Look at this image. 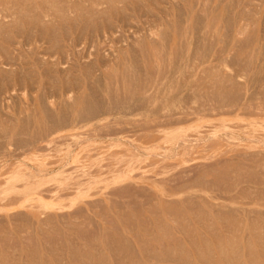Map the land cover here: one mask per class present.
<instances>
[{"label":"rangeland","instance_id":"1","mask_svg":"<svg viewBox=\"0 0 264 264\" xmlns=\"http://www.w3.org/2000/svg\"><path fill=\"white\" fill-rule=\"evenodd\" d=\"M13 1H15V0H13ZM50 1L53 2V0H50ZM50 1H48V0H40V1H38V0L37 1L36 0H34V1L33 0H26V1H24V0H21V1L20 0H17L16 1L17 3L16 2H13L12 3V0H0V10H5V11L7 10V11L12 12V13L14 12V13H16L14 15H16V17H19L20 18V19L18 18V21L19 20H21L23 22L25 21V23H23V22L20 23V21L19 22L17 21L18 24H21V25H19V26H21V28L18 30V27H19L18 24H16V25L14 24V25H11V26L9 25V24H11L9 22L12 21V18L9 17L11 19L8 18L9 20H5L2 24L4 25L5 23H7V24H5L4 29H5V27H6V29H9V30H6L5 29V30L7 32H9L8 33L9 35L10 34H12V35L9 36L7 33H5L6 31L4 32V29H1L2 31L0 30L1 31L0 32V49L2 50V51L0 50V69L2 70V69H5L6 68L5 70H2V72L0 71V85H1L0 86V108H1L0 111L2 110L0 112V125H1L0 132H5L4 134H8V135L11 133L9 136L12 137V138L14 137L15 139L18 140V138L21 137L20 135H18V134H21V133H18V132L21 131V128H22V130L25 128L24 125L22 127L20 124H24L25 123L26 124L25 126H29V123L30 124L32 123L34 126L30 125L31 126L30 129H29V127H26L29 131H31L30 133L28 131V134L27 133L26 134H23V133H25L24 132L25 129L23 130V132L21 131L22 132V134H21L22 136L23 135L24 136L27 135L26 137L22 138L23 140L25 138H27V137H29L28 140L30 139L31 136H34L35 137L36 132L34 133V129H35V131H37V130L40 131L39 129H42V127H43V129L41 130L43 132L41 134L42 137L45 135L44 133H46V136H44V137L45 138L46 137L49 138L50 136H47V130H48L49 125H50V124H48L49 120H51L53 117H55V115L58 118V115L60 113H62V112L63 113H66V111H67L66 109L67 108H68V112L70 111V113H72V115L77 114V110H80L81 111V108H82L81 105H83L82 104L83 103L82 102L83 101L82 98H85V97H86V99H90V97L91 98L93 97V99L95 98V96H93L95 94H93V95H90V94L93 92V89L94 88L96 89V87H94V88L92 87L93 85H95V83H94L95 81L93 82L94 84L91 83L92 82L91 80H93V79L95 80L96 79L95 78L96 76H97V81H96V85L95 86H98L96 90L100 92V94L98 93L100 95L99 99L101 98L100 100H103V97H105L104 95L107 92H109L110 89H111L110 92H112L113 90L115 91L116 87L119 86V85H121V84L118 85V82L119 83L122 82V85H121L122 87L119 86L120 89L118 90V88H119L118 87L116 89V91L117 90L120 91L121 88H122V93L121 92L118 93V91H117L116 94H115V92L114 93L112 92L114 95H117V93L119 95H117V96H113V95L110 96L111 97V101L109 100L110 98H108L109 96L107 95L108 97H105V99L106 98L108 99V101H107L108 103H109V101L111 102L110 105L108 103H106V100L107 99L104 100V101H102V103H105V104H103V106H102V103H100V102L99 103L101 104V106L99 105L98 101H100V100H98V97H96L94 100L93 99H90V101L92 100L91 102H93V104L96 103V105L97 104L99 105L97 107H98V109L100 111H101V108H102V111L103 110L106 111V108H108L106 106V104H108V106H111L108 109L109 110H113L112 111L113 112L112 115L111 114H110V116L109 115H107V116L105 115V116H103V119L101 117L100 119L95 120V121H92V122H90V123H88L86 125L85 124H81V125L77 126V128H69V127H67V129L65 128L63 130V132L62 131L60 132V134H67V137H69L68 138V141H67V137H66V139H63V142L60 140L61 141L60 143H58L59 141L57 143L56 142L55 143H52L51 144L52 146H50V148H49L50 150H46L48 148H42V146H44L46 144L45 141L42 142V141L38 140V142H37V139L39 137L40 132L38 133V137H36L37 138L36 141H35V138H34V141L31 140L32 141L31 142L32 144H29L30 140L29 141L28 140H24L26 142L28 141L27 142V145H33L34 148H33V146L32 147L29 146L30 148L28 146H26V142H24L23 140H22L23 145L20 144L21 143V141H19L20 139L18 140L19 143L17 141H15L16 144H18V146H16V147L19 148V147L22 146L21 147L22 150L17 149L16 147H14L15 146L14 143H13V145L12 144L9 145L8 143H12V141H10V140H15V139L13 138V139L6 140L5 137H7V136L5 135V137H3L4 134L2 136V133H1V135H0V142L1 143L4 142V143H2L3 145H0L1 146L0 149L4 150L3 152L6 151L5 149H7V151L8 150L9 151L11 150L10 152H13V154L12 153L10 154V152H7L6 151L7 154L9 153V155L6 157L5 155H3L4 153H2V154L0 153V156L2 155L4 157H6V158H4V157L2 158L1 157L2 159L0 158L1 159L0 160L1 162L0 163L2 164L4 162L3 163V166L0 168V196L1 197L3 196L2 198L0 197L1 198L0 199V216H1L0 219L3 216H6L7 217V219H6V217H3V219H2V220L5 221V223H4V221H3V223H0L1 226L3 224V228L0 226V228L2 229V231L0 230V237L2 235H4V233L8 234L5 237L2 236V239L0 238V264H4V263L6 264L7 262H8L7 264H9V260L7 259L8 258V255H10L9 257H11V256L13 257L15 255L17 256V253H18V256H17L18 258L17 257H14L15 260L17 258L16 261L13 258H11V259L14 260L15 263L13 262V260H11L9 258L12 261V262L10 261L11 262L10 264H12V263L16 264L17 262L18 263L20 262V264H24L25 261L27 262V264H37V261H40V263H42V264H45L46 261H48L47 262L48 264H52L50 262V261H52L55 264V262H57V260H59L60 258L62 259L61 256H63V257L65 256L66 259L64 258L65 259L64 260L65 262H62L63 260L61 261V259H60V261L62 263H59V264H65V263L66 264H72V263L73 264H79V262H77L79 260H77V259L80 258L81 255L92 254V255L96 256L97 253H99V252L102 251L101 250L102 248H103V252L107 255V256L105 255V257H106L105 260L106 261L108 259L110 260L109 261V264H114V262H116L117 264L120 263V261L118 260V259H120L119 256L118 257H115L114 256L115 258H117V259H115L116 261H114V259H113L114 257H112V255L110 257V252L106 248H104V244L102 243L103 240L100 237L101 235L99 236V233L102 234V235H104V230L102 228H100V226L101 227L104 226L103 228H105V232H106V230H107V232H109V230H110V233L113 234V235L118 234L117 232H119V233L121 232L120 235L123 233L122 236H126V234H128V231H132L136 235H140L141 238H144V243L147 242L146 249L147 248L148 249L151 248L152 251L150 249V254L147 253V252H144L142 254V256H144L143 259H141L142 256L139 254L138 260H140V262H141V260L144 261V263L141 262L143 264H146V263H149V264L150 263L151 264L152 263L159 264L160 262H161L160 264H172V263H174V261L173 262L171 261L172 263L166 262V258L164 259V261L163 260L162 261H158L157 260V262H156V260L154 258H152L153 257V253H155V254L158 253L160 255L163 254L164 256H166L167 251H169L171 254H174V255L176 253L177 258L189 257L192 263H195V264L196 263L197 264H199V263L200 264H203L204 263L205 264V261H204V259H203L202 256H205L206 252H208V250L206 251V249H209L210 248V252L213 253V256H214V254H217V255L219 254L218 253V247H217V238H215L216 236H214V235H216V233H215V231L212 233L213 230L211 231V229H210V226L212 224H214V223H212V221L213 222H216V224H218V225L220 224L219 226L216 225L217 227H214V228L217 229L218 231H221V232H219V234L221 236L223 234L225 235V238H223L225 240H223V241H225L224 243H226V246L229 245V242H231L230 240L232 238V241H233V239L235 240L236 246H239L238 248H241L240 246H242V248H241L242 249V252H243L244 249H246L243 252V254H244L243 258H244V260L242 258V262H243L242 264H249L250 262L252 264V260L254 258L257 259L259 256H261V257H259L258 260H260L261 263H262V261H264V250H263L264 249V246L262 247V245H260L261 244L260 242H262V241L264 242V236H262L260 234H262V232L264 231V212H263V210H264V205H263L264 204V199L262 198V197H264V190H263L264 189V181H261V183L262 182L263 183L260 186V184H261L260 183V180H262V178H264V173H262V171L264 172V168H263L264 167L263 166L264 163H262V166H260V167L263 168V170L260 172V170L262 168L260 169V167L258 166L259 165L258 163H260L262 160H260V162L259 161H257V162L254 161L253 162L252 160H250L251 158H249V156L251 157L252 154L253 155L254 154H257V153L259 154V152L262 153V154L264 153V151H263L264 150V147L260 145L261 144V141L264 142V109L261 110L263 113L260 111L262 114H260V112L258 111V110L264 108L263 107V105H264V102H263L264 101V0H128V1L127 0L126 1L124 0V3H122V0H120L121 2L119 0H116V1L115 0H112L113 3L111 2V0L110 1H108V0H97V2L98 1L100 3L102 2L101 3L102 5L104 3H105L104 5L107 4V7H105L106 9L104 8V5H103V7H101V8H104L105 11L107 10L106 12L104 11V13H106V15H104V13L101 14V12H100L101 10L103 11L104 9H100L99 8L100 6L94 5V3H96V0L93 1L94 3H91L92 2L91 0H89V1L88 0H81V1L80 0H63L64 2L61 0L62 2L60 4L57 2L59 0H56L55 1L56 3H54V5H51L52 8L49 7L50 6V4H49ZM82 1H84V2H82ZM28 2H30V4H28ZM33 2H35L36 4L38 3V7H36L37 5H35V3H33ZM47 2H49L48 3L49 6L47 5ZM86 2L88 3V5L86 4ZM130 2H131V5H130ZM142 2H143V4L141 6V3ZM8 3L11 4V5L10 6H7ZM14 3L16 5H14ZM18 3H19V5H18ZM62 3H63V6H62ZM121 3L123 5V7H122V5H120ZM57 4H58L59 7L57 6ZM67 4H68V8H70L69 11H68V8H67ZM115 5H117V6H115ZM126 5L127 6L130 5V6L127 7ZM136 5L138 7H136ZM27 6L29 8L31 7L29 11L27 10ZM64 6L66 8H63ZM85 6L87 7V9H86ZM90 6H91V10H94V11L100 10V11L97 12L98 14L96 13L97 14V17L100 14V18L101 19L99 18V21L97 20L98 18L96 17V14H95V17L96 18L94 17L93 18L94 20L91 19L90 14L92 15L93 12L91 10H89ZM96 6H98V7H96ZM111 6L112 7H116V8H111ZM13 7H16V8L14 9ZM19 7H20V11L21 12L19 11ZM21 7H23V8H21ZM24 7H26V8H24ZM35 7L37 9L38 8L39 9L37 10ZM53 7H57L58 9L60 7L63 8V9H61L62 10V12H61L62 15L59 12L60 9L58 10L56 8L57 9L56 10ZM94 7L99 8V9H96V8L94 9ZM49 8L51 9V11L53 10L51 12L53 14V17L57 15L56 19L54 18V20H55V26L58 29L55 27V30H53V31H57V34L55 32H53V35L55 33L58 37L55 38L56 35H54L53 36V39L50 40V42H49V40H46V41H48V43L45 42L46 44L45 43L42 44L43 45V47H42L43 49L42 48L39 49L40 52H39V50L33 51L34 49H29V48H33V47L26 45L27 47L25 46V48H28L30 50V51L28 50L29 52H31L32 54L34 52L33 56L30 53L27 54L28 51L26 49H25L26 51L25 50L23 51V53L25 52V55L23 53L20 56L18 55V53H12V55L11 54L10 55H6L4 53V50L3 49H5V48L8 49L9 46H10L9 49L11 48V44H10L11 42H9L8 38L6 39V37H12L13 39L16 38V40H18V39H20L19 36H18V35L21 34L20 31H22L23 34L24 33L26 34V32L27 33L32 32L29 29H31V28L35 29L36 24L35 23H32L29 20V18L27 16H25L28 13L27 14H24V13H26V12H29V13L30 12H33V11H31V9H34V11H40V9L41 10L42 9L50 10ZM73 8H76V9L78 8L80 10L77 9V12H76V10H73ZM107 8L108 9L111 8V10H108ZM12 9H14V10H12ZM64 9H67V10L64 11ZM85 9H86V11H85ZM124 9H126L127 11L124 10ZM130 9H132V10H130ZM22 10H24V12ZM70 10H71V13H70ZM83 10L85 11V15H83V13H84ZM121 10L123 11L124 14L127 13V14H125V18H124L123 13H121ZM66 11L68 13H70V15ZM131 11L132 12H135V13H132ZM72 12H73V16L71 15ZM79 12H80V14H79ZM86 12L87 13L92 12V13L86 14ZM129 12H131V13H129ZM20 13H21V15H19ZM65 13H67V14H65ZM112 13H114V17L117 20L114 19ZM197 13L200 14V15H202L203 19H202L201 16L199 17V15H197ZM132 14H134L135 16L134 15L132 16ZM151 14H152V16H151ZM192 14L194 15V17H193ZM195 14H196V16H195ZM63 15H65V16H63ZM67 15L68 16H71V18H69ZM103 15L106 16L107 18H105ZM119 15L122 16V17H120ZM127 15H128L129 18L126 17ZM203 15H206L207 16V19L206 20H204L205 16H203ZM78 16L81 17V18H77ZM190 16H191V19H189ZM210 16H211V19L208 18ZM92 17H93V15H92ZM103 17H104V19H103ZM157 17H159L160 19L157 18ZM195 17H197V19L201 20V22L197 21V19ZM63 18L66 19V20H63ZM120 18L123 19V20H121ZM126 18L129 20L128 23L131 21L129 24H131L132 26H130L129 24L126 23L127 22V19ZM60 19H62V20H60ZM70 19L71 20L73 19L72 22H71ZM106 19L109 21V22L107 21L108 23L106 22ZM132 19H133V21H132ZM208 19L209 20H212V21L209 22ZM90 20H92V21H90ZM124 20L126 22H123V23L122 22H119V21H124ZM87 21H88L89 24L86 23ZM111 21H113V24H112ZM195 21H197V22H195ZM114 22L115 23L116 22H119V24L116 23L117 24V27H116V24ZM132 22H133V24H132ZM30 23H32V25H30ZM57 23H60L62 25L57 24ZM72 23L73 24H76V25H73ZM98 23H100V25L101 24H103V25L100 26V25H98ZM124 23H126V24H124ZM71 24L74 27H72ZM84 24H87L88 26L87 25H86L87 27L86 26H83ZM111 24H112V28H115V29L117 28L118 29L120 27L121 28V29L119 28L120 31H119V29L118 30L117 29L115 30V29L109 28V27H111ZM24 25H26L27 27H24ZM29 25H30V27H29ZM33 25H35V26L32 27ZM59 25L61 27H64L66 29V31H68V32H65L66 35L68 33L70 35H67L66 36L65 33L62 32V30L64 31V28L59 27ZM119 25H121V26H119ZM105 26L108 28V30H106L107 28L105 29ZM138 26H140V27H138ZM231 26L233 28H231ZM11 27H13L12 28V31L10 29ZM100 27H102V31L103 32L101 30H99ZM178 27L181 30H179ZM225 27H227V28H225ZM103 28H104V30H103ZM206 28L209 29V30H207ZM52 29H54V27ZM72 29L76 33L75 32L73 33ZM82 29L83 30L85 29V31H83ZM91 29H92V31H91ZM190 29H191V31H190ZM227 29L228 30L230 29L229 30L230 32ZM245 29H247V30L245 31ZM76 30L78 31V33H77ZM80 30L83 31V32H79ZM93 31H94V35L91 36V33ZM100 31L102 33V36L99 33ZM71 32H72V35H71ZM161 32H163V33H161ZM179 32L182 33V34H180ZM205 32H206V34H205ZM219 32H221V34ZM237 32L239 33L238 35H237ZM244 32H246V33H244ZM154 33H155V35H154ZM58 34H60V35H58ZM79 34H80L81 37L79 36ZM96 34H99V36L97 35V37H96ZM160 34H161V37H160ZM185 34H186L187 37H185ZM75 35H76V37H75ZM85 35H87L88 39L85 38L86 37ZM103 35H104V37H103ZM164 35H166L165 36L166 40L164 39ZM14 36H16V37H14ZM83 36H85V37H83ZM224 36L226 38H224ZM62 37H64V38L62 39ZM79 37L81 38V40H80L81 42L80 41L78 42ZM105 37H107V38H105ZM215 37H217L218 40L215 39ZM76 38H78V39H76ZM100 38H103V39H100ZM219 38H220V40H219ZM55 39H57L58 42ZM58 39H60V40H58ZM72 39L74 40V42L72 41ZM92 39H93V41H92ZM94 39L97 40V43L99 45V46L97 45L96 50H95V46H96L97 43H95V44L93 43V42H95ZM243 39L246 40L245 43L248 42L247 40H249V43H246L247 44L246 45L243 42ZM33 40H34V38H32V41ZM88 40L91 42V44H94V45H91L90 44V46H89L88 43H90V42H88ZM100 40H102L101 42H103V43H100L102 46L99 44V41ZM142 40H146V41L142 42V43H145V45L143 44L144 46H141L142 43L140 44V42ZM154 40H155V42L157 44L155 42H153ZM183 40H185V41L182 42ZM65 41H66L67 44H69L67 41H69L70 43L77 44L76 45L77 48L74 49L75 52L74 53H71L72 55L70 54V52H66V51H64L61 48V46H64ZM6 43L8 44V46H7ZM57 43H58V47H57ZM55 44H56V47H57V54L55 52L56 49L53 48ZM52 45H53V47H52ZM185 45H186V47H185ZM4 46H5V48H4ZM47 46H48V48H47ZM84 46H86V47H84ZM140 46L142 47V49H140L141 48ZM163 46L166 49L163 48ZM132 47H134V48L136 47V48L135 49L134 48L132 49ZM143 47L145 49H147L146 52L144 51L145 49ZM187 47H188V49H187ZM138 48L140 50H142L143 52L142 51H139ZM50 49H52V50L48 53V51ZM77 49H79V50H77ZM97 49L99 50V52L97 51ZM131 50L132 51H136V52H134L135 54L132 55L131 52H130ZM159 50L161 51L160 54L162 53L161 56H159V54L157 53V52H159ZM187 50H188V52H185ZM52 51H53V53H52ZM62 52H64L65 54L62 53ZM77 52H79L80 55H78ZM139 52H140V54H138ZM136 53H137V56L139 55L138 58H136V56H135ZM141 53H143L144 55L141 54ZM145 53L147 54V56H146ZM187 53H188V55H187ZM4 54L7 57H5ZM73 54H75V55H73ZM36 55L37 56L40 55V56H38L39 58ZM131 55H132V57H131ZM175 55L176 56L180 55V57L182 58V60H179L181 58L180 57H176ZM24 56H28V57L27 58L26 57L23 58ZM173 56H175L176 58L173 57ZM8 57H10V61L12 63L9 62V59H6ZM71 57H73V58H71ZM144 57H146L145 60H144ZM147 57H148V60H147ZM18 58H19V61H22V62L17 61ZM4 59H6L5 62H4ZM22 59H26V60H22ZM35 59H36V61H35ZM38 59H40V60H38ZM41 59H44V60L41 61ZM127 59L128 60H131V62L130 63L127 62L128 61ZM135 59L136 60H140L141 63L139 61L137 62ZM13 60L15 62V65H14ZM24 61H27V62H24ZM2 62H3V64H2ZM42 62L43 63H46V64H43V66H42ZM173 62H176V63L172 64ZM248 62H249V64L247 65ZM5 63H10V64L8 65V64H5ZM20 63L23 64V65H21ZM25 63H26V65H25ZM49 63H50V65L53 68L49 65ZM115 63H117V64H115ZM125 63L129 65V68L128 69H130L131 67L132 68L134 67V69L132 70V72H131V70L129 72L126 71V68H127L128 65H126ZM139 63H140V66L139 67H141L142 65L145 66L144 68L146 69V71H144V73H143V71L140 70V69H143L144 70V68H139L137 66V65H139ZM241 63H243V64H241ZM33 64H34V67H33ZM55 64H56V66H55ZM244 64H246V65H244ZM57 65H58V68H57ZM116 65H117V67H116ZM163 65H164V67H163ZM7 66L10 67V70L11 71L12 70L14 71V68H15V71L16 72L14 71V73H16V74L13 75V71L12 72H9L10 70H9V68L7 69ZM24 66L26 68H24ZM118 66L121 67V68L119 69ZM154 67H155V71L156 72L157 71L159 72L161 69H164L165 72H164V70H161V71L164 72V75H166V73H167V75L166 76H163V75L161 76L160 75V72H159V74H158V72L156 73L154 71ZM186 67H187V69H186ZM45 68L47 69V72H46V69ZM115 68H117V70L119 69L118 72H117V70ZM156 68H159V70H157ZM166 68H168V69L166 70ZM21 69H22V71H21ZM196 69H197V71H196ZM201 69L202 70L204 69V72H202ZM49 70H51V71H49ZM124 70H125V73H122ZM179 70H180V73H178ZM3 71H5V72H3ZM114 71L116 72L115 74H113ZM139 71H141V74L142 75H139V73H140ZM133 72L138 73L137 74L138 77L135 78L136 73H133ZM145 72H146V75H145ZM154 72L156 73L157 76L154 75L155 74ZM4 73H5V75H3ZM117 73H118V75H116ZM8 74H10V75H8ZM111 74L114 75L113 77H114V80L116 79L115 81H113V79L111 78L112 77ZM122 74H123V77L128 74L124 78L127 79V77L129 76V81L131 79V82H132V80H133V82H136V83L133 84L134 85V88L130 89V87L132 85H131V83L129 81L127 83L123 79L124 80V82H123L122 78L119 76V75H122ZM132 74H133V76H130ZM134 74H135V76H134ZM150 74H152V76ZM161 74H163V73L161 72ZM143 75L145 76V81H146V82H144V84L145 83H148L147 85L145 84L146 86H148V87H146V91L144 89L145 85L143 84V82H142L143 86L141 84V81L144 80V78H143L144 76ZM148 75H150L151 77L149 76V78H148ZM98 76H99V78L101 77L100 80L98 79ZM116 76L117 77L119 76L121 79L119 77L117 78ZM158 76H159V78H158ZM160 76L162 78H164V79L163 80H162V78L160 79ZM133 77L135 79H137V80L135 81V79H132ZM214 77H216L217 80L216 79H213ZM219 77H220V79H219ZM52 78H53V80H52ZM109 78H110V81L108 80ZM153 78H155L157 81L155 79H154L155 80L154 81ZM238 78H239V80H238ZM81 79H82V81H81ZM117 79H119L118 82H116ZM149 79H150V81H149ZM159 79H160L161 82L164 81L166 83V86H165V83H163V82L161 84H158L157 85V83L160 82ZM210 79H211V81H210ZM196 80H197V83H196ZM207 80H208V83L210 85L207 83ZM213 80L214 81L216 80L218 84L216 82H214ZM87 81L90 83V85L88 84ZM100 81L103 82V85L104 86L101 87ZM105 81H106V83H105ZM139 81H140V83H139ZM221 81H223V83ZM137 82H138L139 85H137ZM227 82L230 83V84H226ZM231 82H232V84H231ZM75 83H76V85H75ZM115 83H117V86L116 85L115 86L112 85V84H115ZM124 83L127 85L126 87H125V84ZM149 83L151 85L153 83L154 85L151 86ZM84 84H86V85H84ZM106 84H108V87L106 86ZM109 84H111V86H112L111 88H110V85ZM197 84H198V86H197ZM202 84H204V85H202ZM83 86L86 88L85 90H84V87ZM90 86L93 89H91ZM160 86H161V88H160ZM212 86H213V89H215V91L212 89ZM67 87L69 88V90L66 89ZM75 87H77V88H75ZM127 87H129L130 92H129V89L128 90H125L126 92L124 91V89H127ZM138 87H141V88H138ZM152 87L155 88L156 90L155 89H152ZM88 88H90L92 90L91 93H90V90ZM103 88H104L105 94L104 95H101L102 92L104 93ZM107 88H108L109 91L106 90ZM112 88H114V89H112ZM133 89H135V90L133 91ZM136 89H138V90H136ZM192 89L193 90L195 89V90L192 92ZM225 89H226V92H225ZM79 90H81V91L79 92ZM141 90H143V91H141ZM154 90H155V92H154ZM218 90L220 92H218ZM97 91H95V92L97 93ZM131 91H133V92H131ZM137 91H138V93L140 95L139 97H137L138 96ZM95 92H93V93H95ZM135 92L137 94H135ZM141 92L144 95L147 94L148 92H150L148 94H151L152 93L151 95L153 97L152 96L149 97L148 95H145L144 96ZM223 92H224V94H223ZM82 93H84V94H82ZM109 93H107V94H109ZM130 93H133L134 94L132 96V98H131V95L132 94H130ZM155 93H157V94L154 95ZM81 94H82V96H81ZM123 94H124V97H122ZM125 94H127V97H126ZM78 95H80V96H78ZM39 96H41V97H39ZM68 96H71V99L72 100L69 99L68 102L64 101V100H68V99H66V98H68ZM101 96H103V97H101ZM118 96H119V98L117 99ZM201 96L203 98H200ZM77 97H81V98L80 99H77ZM115 97H116L117 100L120 101L121 107L119 106L120 103L118 101L114 100ZM121 97H122V99L123 98L125 99V100L123 99V102H121L122 99L120 100ZM148 97L149 98H153V99L152 100L149 99V100H147L148 101L147 102L146 101V98L148 99ZM214 97H216L217 99L214 98ZM41 98L44 99L45 101H43ZM63 98H65V99L62 100ZM129 98L132 99V100L129 101L130 100ZM126 99H127L128 103H126L127 102ZM95 100H96V102L94 103ZM72 101H73V103H72ZM112 101L114 103H112ZM45 102H48V103H45ZM258 102H260L261 105ZM122 103L126 104V105H124L125 108L122 105ZM248 103L250 105L252 104V106H250ZM43 104L46 105V108H48L47 110L44 109V105ZM247 104H248V106H250L255 111H251L252 109L251 108H248L247 107ZM256 104H258V106L260 105L262 108H260V106L259 107H256ZM61 105H63V107ZM114 105H116V106H114ZM236 105H237V107H236ZM137 106L139 107L138 109H137ZM229 106H231L233 109L227 108ZM234 106L236 108H234ZM61 107L63 108V111H61ZM115 107L121 108V109H116ZM213 107H215V109H213ZM245 107L248 108V109L246 110ZM55 108L57 110H60V111H55ZM72 108H73V111H75V112L72 111ZM218 108H220V109H218ZM221 108H224V110L221 109ZM226 108H227V110H226ZM114 109H116L118 111H116ZM211 109H213L215 112L214 111L211 112L212 111ZM48 111H51V112H48ZM45 112H46V116L44 114ZM58 112H59V114H58ZM49 113L50 114L52 113L53 115L52 114L51 115L53 117L50 116V115L47 116ZM37 114H39L38 118L36 117ZM67 114H69V113H67ZM28 115L29 116L32 115L33 119L35 118L34 119L35 124H34V122H29V119H31V117H29ZM70 115L71 114H69V116ZM170 116H172V117H170ZM10 117L11 118L13 117L14 118V121ZM47 117H48V120L46 119ZM49 117H50V119H49ZM56 117H55V119H57ZM177 117H180V118H177ZM106 118H107V120H106ZM10 119L12 120L11 121V125H10ZM20 119L22 121L25 120L26 122L25 121L22 122ZM114 119L117 120L118 122L117 121L116 122H113ZM32 120H30V121H32ZM36 120H37V122H36ZM38 120H39V122H38ZM5 121H9L8 122L9 127L7 126V124H6L7 122H5ZM111 121H112V123H111ZM177 121H178V123H177ZM14 122H15V124H14ZM49 123H51V121ZM146 123H148V124H146ZM175 123H177V124H175ZM5 124L7 126V129L9 128L8 130L11 131L10 133L8 132V130H7L8 133L5 131L6 130L5 129V127H6ZM17 124H19V125L17 126ZM42 124L44 126H46V127L42 126ZM105 124H107V125L109 124L108 127L111 126L110 129L107 128V127L105 128ZM110 124H112V125L115 124V125H113L114 128H112L113 126L110 125ZM35 126L38 127L37 130H36ZM115 126H116V128H115ZM14 127H16V129L20 128V130H18V132H16V129ZM32 127H33V129H32ZM180 128H182L184 131L186 130L185 133L187 135L191 136V138L190 137L189 138L193 140L192 142H195L194 151L204 152L206 150L205 148L209 149L210 147H213V148L209 149V152L210 153L211 152L217 153L216 154L217 157H215L212 160L214 162H217V161H221V160L226 159L225 161H227V162L222 161V162H220V164H216V166H213L214 168L217 169V170L216 169H214V170L215 171H218V172H211L213 169H210L209 172H207V175L205 174L206 172H204L203 175L201 173V175H202L201 177L202 178H204V175L206 177V178H204L205 180L202 179V178H201L202 180H200L201 183L203 181L202 186H199V185H201L199 183L198 184L199 187H198L197 184L195 183L194 179H193V182L189 186L190 188L188 187L183 192H178L177 194H171V195L168 194V197H166L167 200H169V201H171V200L181 201V200H183L184 198H186L188 196L189 197L193 196V199H196L197 198V200L195 201L196 202L195 203L196 210H193V211L191 210L190 211L188 209L181 208L180 209L181 210V212H180L181 214L179 216L178 213H179L180 210H177L175 212L174 211L171 212L169 209H167V204L166 203H161L163 205V207H164L163 210L162 209H157L158 207H157L156 204L157 203L159 204V201L158 200H153L154 202H152V200H151L150 203L148 201H147L148 203H145L146 202L145 201L146 198L144 199L145 202L143 201V199H140L144 203V205H143L144 208L138 206L139 208L136 207L135 210H133L134 208L130 209L131 207H128L129 208L128 209L126 206H124L125 205L124 204L125 203L124 201L129 202L131 200L130 198H133L134 199L135 196L130 197V198L127 197L128 199L126 197L123 199V197H122L121 198L122 200L120 199V197H116L119 202H121V201L124 202L122 204L124 206V208H122L123 206H121L120 209L119 208L114 209L113 206H111L112 207L111 208V207H109L110 206V203H111L109 201L103 203V205L101 203V204H99L98 209L97 208H93L92 211H84V214L81 217L79 216L77 218H74L72 216L71 217L72 220L70 219L71 222L69 223V225L71 224V226H72V225L75 224L74 227L75 226L76 227L75 228L73 227L75 229V230H73V228H70V226L68 227V225H65V224L63 225V223L61 222V220H59V218L53 219V216L54 215H60V213H61V211H59L60 209L55 206V203H57V202H67V201L77 202L79 199H77L75 197V195H71L70 197H66V198H62V199H57L56 198V195L54 194L55 193V190L52 191L54 193H52V192H49V193L46 192V194H45L44 192H42L45 196L47 195V197H45L44 195H40V196L39 195H36L34 193L35 191L34 190L32 191V189H31V188L34 189V187H36L34 185H36V182L38 180L40 181V179L42 177L45 178V180H44L45 181L44 187H47L46 185H48V183H49L48 187L50 186L51 188H53L52 186H54L55 187L54 189L58 188L56 186V185L59 186V183H60L57 180V178L60 177V175L58 174V167L61 166V164L57 161L58 159L61 160V158L63 159V157H65V156H70L71 158L73 156H76V157L81 158L80 160H83L82 158L86 154H89L90 156H96V153L97 152L99 153V151H103V150H107V151H109L111 153H117L118 154V158L117 159L118 160L119 159H122L121 162H119V161L116 162V160H115L116 158H110L108 156L107 159L103 160V163L104 164L114 163L115 166L116 165L118 166L120 164V167L121 166L123 167V166L126 165L127 160L128 159H131L132 158V155H133L134 158H135L133 161L135 163L137 162V159L140 158V159H138V161H140L139 166H141L142 168L138 170L139 173L141 172L142 174H146L147 175L149 173V171H150V173L148 175H150L152 173V175H150V176H155V174L157 172H159V171H161L163 169L162 167H164V165L165 166H168V165L176 162L181 157H183V149L182 148H180L179 150H177L176 153H175V150H174V144L177 141V139L179 138V137H176L175 136V135L178 136L177 133H179V132L176 131V129H180ZM219 129L223 130V132L222 131H219ZM163 130L165 131V133L162 132ZM166 130H170V131H167L166 132ZM227 130L230 133H228ZM14 132H16L18 134L14 133ZM90 132H93L94 134L92 133L93 134L92 135ZM104 132L105 133L106 132L107 133L108 132H111L112 135L109 134V133H108V135H106L107 133L104 135ZM113 132H114V135H113ZM188 132H190V133H188ZM216 132L218 133V135L216 134ZM173 133H174V135H173ZM12 134H14V135L16 134L19 137L16 138L17 136L16 135L15 136L14 135L12 136ZM32 134H35V135H32ZM199 134H201L203 137H205V139L207 140L206 143H204V141L202 142V141H200L198 139L197 136ZM41 135H40V138H42ZM168 135H170V136H168ZM224 135H228L227 137L225 136L226 139L223 137ZM230 135L232 137H230ZM9 136H8V138H9ZM166 136H168V138H166ZM173 136L176 137V138H174V139H176V141L173 139ZM228 137H230V138H228ZM32 138L33 137H31V139ZM85 139H87V140H85ZM208 139H209V142H208ZM255 139L256 140L258 139L257 142H255L256 141ZM4 140H6V142ZM7 141H8V143H7ZM240 141H242L243 144L242 143L240 144ZM79 142H83V143H79ZM198 142H200V143H198ZM219 143H220V145H218ZM172 144H173V146H172ZM227 144H229V145H227ZM25 147H27V149ZM41 148L43 149V151H42ZM97 148H98V150H97ZM248 149H250V150H248ZM23 150H26V152L23 151ZM96 150H97V152H96ZM19 151H20V153H22V152L23 153L20 154ZM206 151H208V150H206ZM247 151H249V152H247ZM143 152H145V153H143ZM237 153H240V154H237ZM14 154L17 156L16 158L14 157ZM39 154H40V156H39ZM174 154H175V156H174ZM221 154H223V155H221ZM45 155H47V156H45ZM237 155H238V157H237ZM25 156H27V157H25ZM35 156H37V158L38 157L39 158L37 159ZM120 156H122V157H120ZM218 156H220V157H218ZM232 156H234V157H232ZM246 156H247V158H246ZM261 156H259V158H261ZM262 157H264V156H262ZM245 158L248 159V161H246ZM233 159H234V161H233ZM240 159H242V160H240ZM208 161H211V160H208ZM25 162H26L27 165L25 164ZM52 162H54V163L56 162V163L54 164ZM238 162H240L241 164H238ZM12 163H13V165H12ZM255 163H257V164L255 165ZM70 164L71 165L73 164L74 166H76L77 164L79 165L80 163L77 162V161L75 162L72 159V160H70ZM245 164H246V166H245ZM7 165H8V167H7ZM247 165H251L252 168L254 166V168H253L254 171H252V168H250V166H249L250 170L249 169L247 170ZM260 165H261V163H260ZM29 167H31V168H29ZM230 168H231V170L232 169H235V170H233L231 172L230 171ZM258 168L260 170H258L257 171L258 174H256V170L255 169H258ZM30 170L32 172H30ZM37 170H39V171H37ZM41 170H42V172H41ZM220 170H222V171H220ZM26 171L30 174V176H32V178H31V183L32 184L31 183H29V184L26 183V178L29 176ZM53 171H54L55 174L53 173ZM251 171H252V173L255 172V173H253L254 174V178H258L259 182L257 181V183H260L259 185L257 183L255 184V182H256L257 179L255 180L252 177H249V175H248L249 173L248 172H251ZM37 172L39 173V176H38ZM51 172H52V174H51ZM79 172H80V170L79 171H73V172L70 171V172H68L69 179H70L69 182L71 184H74L75 181H77L78 175L80 174ZM244 172H246L245 174L248 175L247 177L249 179L248 178L246 179L245 177H243V176H246V175H244ZM34 173H36V174H34ZM227 173L228 174L231 173V175L229 174L230 176L227 177ZM42 174H44V175L45 174H48V175H46L44 177V175H42ZM218 174L221 176V178H220V176ZM224 174H226V175H224ZM239 174H241V175L243 174V176L240 175V178H239L238 177ZM259 174L260 175L263 174V176H261L262 178L261 177L259 178ZM40 175H42V176H40ZM52 175H54V176L52 177ZM222 175H224L223 177L225 178V180L223 179ZM255 175H257L258 177H255ZM50 176H51V179H50ZM226 177L229 180H227ZM242 177H243V179H246V181L247 180L249 181V180H252L253 179V180H255V182L254 183H251V182H248L247 181L248 184H245L246 181L242 180ZM33 178H34V180H33ZM236 178L237 179L239 178V181H242V183L238 181L240 184H237L236 183L237 184V187L235 186L236 184L234 185V183L237 181ZM19 179H20V181L23 179L21 182L18 181L20 184L17 182V180H19ZM211 179H213V182H214V183H212V185L214 184L213 187H212L213 189H215V185H217L218 183L221 184V185L218 184L219 187L217 186V188L219 189V191L216 188L217 190H214L213 191L214 193H213L212 190H211L212 189L211 186L208 187V188H210L208 190V188L206 186H209V185H208V181H206V180H209L210 181L209 183L211 184V182H212ZM8 180H12L13 182L12 181H8ZM6 181H7V183H6ZM204 181H205V183H204ZM215 181L218 182V183L216 184ZM9 182L11 183V186L9 185L10 184ZM24 183H26V184H24ZM33 183H35V184H33ZM206 183H207V185L205 186L204 184H206ZM12 184H14L13 185L14 187L12 186ZM194 184H196L197 187L194 186ZM225 184H226V186H225ZM227 184H229V185H227ZM231 184L234 185V187H232V189L234 188V190H232L233 192L230 189L231 187H227V186H230ZM29 185H30L31 188H27ZM203 185L206 188H204ZM220 186L221 187L225 186V188H223V190L228 188V191L227 190H224V191L221 190L222 188ZM246 186H249V188L251 187V189L252 188H258V189L256 191H254L255 193H253V195H252V193H250V196L251 195L252 196L249 197L248 196L249 195L248 193L249 192H253V191L249 190L248 187H246ZM11 187H13V188H11ZM167 187L168 186H165V185L164 186L163 185H158L156 187V189H161L163 191H166ZM243 187H246V188H244L246 190H243L244 194H245L246 191H248V193L246 192L248 194L247 195L248 196L247 198H250L249 199V202L252 199V202L253 203L252 202H250V203L248 202V204L247 203L245 204V202H247L248 199L247 198H243L245 196L243 194V192L239 193V189L241 188L240 191H242ZM259 187L262 188V190H263V191L261 190L262 191L261 193H260V188ZM16 188L17 189H21V191H22V193H21V191L18 190L20 192V193L18 192L20 194L19 195V197H20L19 200H17L18 197H17L16 200H13L12 199V198H15L14 197V194H15V196L17 194L16 193L17 191L14 192V190H17ZM25 189H27V190H25ZM252 190H255V189H252ZM9 191L10 192L12 191L14 194L12 192L10 194ZM28 191L30 193H32V194H30ZM228 192H230L229 193V196H226L228 194ZM237 192H238V194H236ZM5 194H6V196H5ZM22 194H24V196L25 195H27V196L24 197ZM218 194H219V196L221 195L223 198L218 197ZM235 194H236V196H239L241 194L239 196L240 198H235L234 199L233 197H235ZM254 194H256V195H254ZM32 195L35 196V197H33ZM198 195H199V197H198ZM259 195H261V196H259ZM4 196L6 198H4ZM9 196H12V197H9ZM22 196H23V198H22ZM37 196H39V197H37ZM42 196H44L45 198L44 197L42 198ZM225 196L228 197V200H227V198L224 199ZM231 196H233V197H231ZM194 197H196V198H194ZM241 197H242V199H241ZM92 198H94V199H92ZM136 198H137V200H139L138 198H140V197H136ZM198 198L199 199L204 198V200H202L199 203V202H197V201H199ZM230 198H232L233 200L232 199L230 200ZM253 198H255V199H253ZM257 198H259V199L257 200ZM236 199H238L237 202H236ZM261 199H262V201H260ZM85 200L86 201H92L93 202V201H97L98 198L96 196L95 197H90V198L87 197V198H85ZM135 200H133V201H135ZM137 200H136V202H137ZM140 200L138 201V203H139V205H142L143 203L140 202ZM146 200H148V199H146ZM242 200H243V202H242ZM244 200H246V201H244ZM203 201H204L205 205L207 204L206 202H208L209 204L211 203L210 205L208 204L209 208L210 207L211 208L210 209L207 208L208 207L207 205L204 206V204L202 203ZM127 202H126V204H127ZM13 203H15V204H13ZM140 203H142V204H140ZM197 203H199L198 206H197ZM31 204L32 205L33 204H38L39 205V206L38 205L37 206L36 205H33V206H36L35 209H37L39 212L41 211V213L39 214V218H41L40 220L43 219L44 223H46L49 226V227L48 226L45 227L44 226L45 224H41L40 225L42 227V230L43 231H44V228H45L46 231L43 232V235L44 236H47V237H42V235H41L42 232H40L41 227H38L37 232L36 231L33 232L34 231V228H31V226L34 225V223H32L34 221H32V218H31V221H27V219H26V221L24 220L23 223H25V225L22 226V228L20 226H18V224H17V223H19V221H17V223L16 222L14 223V222H12L9 219L11 217L10 215H13V214H16V213L18 214V213H20V211H22V212L25 211L26 213H30V211H32V209H31L32 207H30ZM145 204H148V205H145ZM201 204H202V206H201ZM213 204L215 205V208L214 209H215L216 212L218 211V208L216 209V207H218V206H216V205H221L224 208H227V209L230 208V210L232 208L234 210L238 209L237 210V213L238 214H241L242 213L244 215L243 217H245V218L243 219L242 215H239L238 216V215H236V213L235 214L234 213L231 214L230 213V210H229V213H230V216H229L228 214H226V213H228V210L227 209H224L223 207L221 208L222 210H224V211L227 210V212L224 214V216L225 215L226 216L228 215V216L227 217L226 216L224 217L223 214L222 215H219L218 212L217 213L214 212V213L218 214L217 216H214L213 210H212V208L214 207ZM7 205H9V207ZM25 205H27V206H25ZM40 205L42 207H40ZM100 205H101L102 208H105V209H102L101 208V210H105V211H101L99 209L100 208ZM158 206H160V205H158ZM199 206H200V208H199ZM225 206H227V207H225ZM201 207L202 208L204 207V209L207 208L209 210L208 215L205 214V212L207 213V210L206 209H205L206 211L205 210H202L203 212L200 211L201 210ZM238 207H241L242 209L241 208H238ZM151 208L155 210V213L154 214H151V213L148 212V210L151 209ZM160 208H162V206ZM243 208H245V209H255V210H257V214H259L261 212L260 213V217L261 218H259V215H256V212L254 213V215H252L253 214L252 213L251 214L252 216L250 215V216H247V218H246V214L243 213ZM72 209H73L72 207H69V208L66 209V212L67 213H71L73 211ZM124 209L125 210H128L130 212L125 211ZM197 209H199V210H197ZM117 210H120V211H118L119 213L117 212V216L119 215V217L116 216V211ZM161 210L163 211V214L161 213ZM186 210H188V211H186ZM234 210H232L231 212H236ZM100 211L103 212V213H100ZM110 211H111V213H110ZM131 211L134 214H132ZM157 211H160V212H157ZM170 212L173 214V216H171L172 214ZM195 212H196L197 216H196ZM184 213L186 215H184ZM50 214L53 215L52 218L49 217V216H51ZM124 214H126L125 215V218H128L127 221H126V219L124 217H122ZM175 214L177 216H175ZM133 215H134V217H132ZM164 215H165V217H164ZM168 215L171 216L170 218H171L172 221L170 220V218H169ZM181 215H183V216H181ZM201 215H203V216L201 217ZM209 215H212L211 217L213 219H211V217H209ZM231 215H235V216H232L231 217ZM255 215L257 216V218H256ZM261 215L263 216V218H262ZM113 216H114V219H113ZM219 216L220 217L222 216V217L220 218ZM203 217H205V218H203ZM248 217L249 218L252 217L250 219H252V222L253 223H254V221H256V223H254L255 227H253L254 225H252L253 223H251V220L248 219ZM120 218H123V220H125V221H123V223H122V220ZM147 218H151V219L153 218L154 220H156L157 223L154 222L153 220H149L151 223H152V221H153V223H155L154 225H151L150 222L147 221ZM239 218H242L241 221L239 220ZM52 219H53V222H52ZM74 219H76V220H74ZM116 219H117L118 222L116 221ZM142 219H144V220H142ZM204 219H205V221H204ZM208 219L210 220V222L212 224H210L208 222L209 221ZM221 219L222 220H225L226 219L229 223L238 221V222H236V226H240L242 224V229L241 230H239V231L236 230L235 232H233V234L234 233H239V234H234V235L231 234L232 233V230H230L226 226V225H228V223L225 225V221H224V222H221L222 223L221 224L220 221H218V220H221ZM257 219H258V221H257ZM46 220H48V221H46ZM49 220L51 221V223H50ZM54 220H55V222L58 225L55 224ZM108 221H110V222L108 223ZM143 221H145V222H143ZM173 221H175V222L177 221L179 224L178 223H174ZM259 221H261L260 224H258ZM0 222H2V221H0ZM78 222H80V223H78ZM112 222H113V225H112ZM163 222H164V224H163ZM204 222H205V224H204ZM239 222H241V224ZM92 223H94V224H92ZM167 223L169 224V226L173 225L172 227H176V230L179 227L182 226V228H184V230L186 232H184L182 228H181L182 233L180 232L179 229H178L179 231L177 232L175 229H173V228L171 229L168 226ZM27 224H29V225H27ZM117 224H118V226H120L122 228L121 230L119 228V230L116 231L117 230V227H118ZM123 224H124V226H123ZM128 224L129 225L131 224V225L129 226ZM135 224H137L138 226L135 225ZM188 224H189V226H188ZM249 224H250V226H249ZM178 225H179V227H178ZM53 226H55V228ZM136 226H137V229H136ZM167 226H168V229L169 230L168 231H165V228ZM222 226L225 228V230L227 229L226 231L229 230L228 231L229 232L228 233L229 235L227 234L226 231H224V229H223ZM256 226L258 228H256ZM23 227H24V230H26L27 228H30V229H28V230H30L29 231L30 233L28 231H26V232L24 231V233H23L22 232L23 231L22 230ZM34 227H35V225H34ZM50 227H53V228H50ZM97 227H98V229L100 228L99 230H101V231L103 230V232H99L96 229ZM112 227H116V230H115V228L113 229ZM218 227H220V228H218ZM39 228H40V230H39ZM67 228H70V229H67ZM76 228H78L80 232H77L78 230H76ZM194 228H195V230H194ZM253 228L256 229L257 234H256V232L255 233L253 232V230H254ZM12 229L15 232V236L13 235V230ZM35 229H36V227H35ZM51 229H53V230H51ZM202 229H203V231H202ZM204 229H207V230L209 229L208 231L207 230L206 231L207 232L210 231V232L207 234V232ZM3 230H5V232ZM18 230H20V231H18ZM61 230H63V231H61ZM172 230H173V232H172ZM191 230H194V231L192 232ZM258 230L259 231H262V232L260 233ZM38 231H39V234H38ZM93 231H95V232L97 231L99 233H97L96 236H95V233ZM112 231H113V233H112ZM50 232H51V234H50ZM88 232H89V234H88ZM167 232H169V233H167ZM204 232H206V234ZM222 232H223V234H222ZM250 232H251L252 236H251ZM21 233H22V235L25 236V237L24 236L23 237H24V239L26 238L25 240L28 242L27 244H26V241H23V237H22V240H21V238H20ZM53 233L54 234L56 233L55 236L57 237V239H56V237L53 238V236H54ZM57 233H60V235L58 234V236H57ZM92 233L94 234V237H93V234ZM202 233L205 234V235L203 234V238H202ZM87 234L89 236H87V237L82 236V235H87ZM90 234H92V236H90ZM150 234H151V236H150ZM171 234H172V236H171ZM212 234H214V235H212ZM9 235H10V237H8ZM152 235H153V237H152ZM184 235H187V236H184ZM226 235H228V236L226 237ZM236 235H237V237L239 235V238H238L239 243L237 242V238L235 237ZM247 235H250V236H247ZM263 235H264V232H263ZM97 236L100 237V238H98ZM208 236H210L211 239ZM51 237H52V241L49 240ZM88 237H90V239L92 237L93 241L91 239V242H90V240H89ZM146 237H147V239H146ZM180 237H182V239H183V240L181 239L182 241L180 240ZM185 237H187V238H185ZM195 237H198L199 240H198V238H195ZM222 237H224V236H222ZM258 237L260 239H262V241H260V239ZM8 238H9V240H6ZM31 238L33 240H30ZM40 238L41 239L43 238V239L40 240ZM102 238H103V236H102ZM228 238H230V239L228 240ZM54 239H56L55 242H54ZM94 239L96 241H94ZM97 239H99L100 241L97 240ZM202 239H204L206 241H204ZM187 240H189V242L190 241L191 242L189 243ZM247 240L250 241V242H248ZM252 240H253V242H252ZM255 240H259L260 242L259 241H255ZM4 241H7V242H4ZM13 241H14V243L15 242L16 243L19 242V245L21 246L20 247L21 249L18 248V250H21L22 252L17 250L18 244H17V246H15L16 243L14 245L12 244ZM49 241H50L51 245L53 244L52 242L56 243L52 247L50 245V248H53V247L56 246L55 247V251L53 250L54 249L53 248V249H50L49 250L50 252L48 251V253H45L44 252L45 250L47 252V249H46L47 245L49 247V243H48ZM57 241H59L60 243L57 244L58 243ZM61 241H62V243H61ZM65 241L67 243L68 242L69 243L71 242V244L68 243V245H67V243ZM85 241H87V242H85ZM97 241L99 243H101V246L102 247L96 244V243H98ZM202 241H204V242H202ZM23 242H24V245L25 246L22 247ZM64 242H65V244H64ZM94 242H95L94 245H96V246H93V248L100 247V249L99 248L97 249V252L94 251V249L92 250L90 248L92 246H88L91 243L93 245ZM194 242H196L197 248H196V246H195L196 244H194ZM205 242H207V245H209L210 247H208V246L207 247H204V246H206V244L203 245V243H205ZM213 242H214V244H213ZM254 242H256L257 244L254 243ZM7 243H8V246H7ZM35 243L37 245H35ZM76 243H79V244H76ZM87 243H90V244H87ZM182 243H183V245L186 243L185 246H184V248H183V246H181ZM241 243H243V245H241ZM72 244H74L76 246L78 245L77 247H79V248H75V249H79L80 252L82 250L87 249V250H85L86 252L84 251L85 254L84 253L83 254L82 253H79L78 256H77L78 258H77L76 257V254L73 251L74 249L72 248V250H71L70 245L72 246ZM248 244H249L248 247L249 248H252L254 250V252H255L254 255H250L249 248L246 246ZM254 244H256L257 246L254 245ZM34 245L37 246V247L39 246L38 248L40 250L37 247H35ZM58 245H61L60 246V249H59ZM65 245H67V248L66 249L63 248V247H66ZM186 245H187V247H186ZM213 245H214V247H213L214 250L212 248ZM250 245H252V246L250 247ZM28 246H29V249L30 250L27 248ZM68 246H69L70 249L68 248ZM168 246L173 249V252L174 253L172 252V249L171 248L170 249L169 248L167 249ZM174 246H176V249L174 248ZM202 246H203V248H202ZM30 247L32 248V250H31ZM33 247H35L38 251H41V252H38L37 253L39 255H37V254L35 255L36 257L39 258V260H36L37 258L36 257L34 258V255H32V254H34V249H35V248L33 249ZM61 247H62V250H61ZM188 247H189V250L187 249ZM25 248H26V251H25ZM56 248H57V250H58L59 253H62L64 250H66V251H64L66 253L60 254L61 256L59 255V253H57V254L54 255L51 252V250L54 251V253H56L57 252ZM81 248H83V249H81ZM96 248H95V250H96ZM211 249L213 251H211ZM16 250H17V252L15 253ZM28 250L31 251L30 252L31 256H29L30 254H29V251ZM37 250H35V251H37ZM90 250H92V251H90ZM156 250H157V252H156ZM247 250H248V252H247ZM60 251H62V252H60ZM68 251H69V253H68ZM70 251H72L73 255L71 254ZM87 251H89V253ZM183 251H185V252H183ZM19 252L21 253V256L19 255ZM91 252H93L94 254L91 253ZM151 252H153V253L151 254ZM257 252L259 254H257ZM41 253H42V255H41ZM104 253H100V258H102L104 256L103 255ZM187 253H189V254H187ZM197 253H199V254H197ZM248 253H249V257L246 255ZM12 254H15V255H12ZM27 254H28V257L34 258L33 259L34 261H31L32 258L31 259L28 258L27 257ZM51 254H53V255L52 256H49ZM192 254H193V256L191 257ZM201 254H202V256H201ZM262 254H263V256H262ZM217 255H215V258H216ZM256 255H258V257H256ZM40 256L42 257L41 259H43V260L40 259ZM73 256H75V257L72 258ZM122 256H124V255L121 254V259L122 258H125V257H122ZM199 256L202 259H200ZM245 256L247 258H249V259H247L248 262L246 261V257ZM253 256H254V258H253ZM53 257L56 258V260ZM97 257H95L96 260L99 259V254H97ZM139 257H140V259H139ZM197 257L199 258V261H198ZM19 258H20V260H19ZM45 258L46 259H49V260H46L45 261ZM71 258L74 259V260L76 259V260L74 261ZM21 259H23V260H21ZM29 259H30V261H29ZM127 259L129 261V263L127 262V260H125V259L124 260L128 264H130V262H131V264H133L132 260H130L129 258H127ZM151 260H154V261H151ZM249 260H250V262H249ZM98 262L99 261H96V263H98ZM169 262H170V260H169ZM236 262H238V261H236ZM107 263H108V261H107ZM223 263L226 264L224 261H223ZM206 264H210V263H206Z\"/></svg>","mask_w":264,"mask_h":264},{"label":"bare ground","instance_id":"2","mask_svg":"<svg viewBox=\"0 0 264 264\" xmlns=\"http://www.w3.org/2000/svg\"><path fill=\"white\" fill-rule=\"evenodd\" d=\"M17 0H15V1H13L12 0V3L13 2H16ZM21 1V0H20ZM24 1H26V0H24ZM34 1V0H33ZM37 1V0H36ZM38 1H40V0H38ZM48 1H50V0H48ZM56 0H53V2H51L50 1V3L49 2H47V5H48V3L50 4V8H52V6L51 5H54V3H56L55 2ZM63 1V0H62ZM61 0H59V1H57L59 4L62 2ZM81 1V0H80ZM89 1V0H88ZM87 1V2H88ZM92 2L91 3H94L93 1L94 0H91ZM108 1H110V0H108ZM116 1V0H115ZM120 1V0H119ZM126 1V0H125ZM128 1V0H127ZM45 2V1H44ZM43 2V3H44ZM64 2V1H63ZM69 2V1H68ZM79 2V1H78ZM82 2H84V1H82ZM86 2V4L88 5V3ZM111 2H112V0H111ZM121 2V1H120ZM17 3V2H16ZM24 3V2H23ZM33 3H35V2H33ZM52 3V4H51ZM97 3V4H96ZM96 3H94V5H98V6H100L99 8L100 9H104L105 7H107V4L106 5H104V8H101V7H103V5L98 1L97 2V0H96ZM113 3V2H112ZM122 3H124V0H122ZM122 3L120 4V5H122ZM126 3V2H125ZM156 3V2H155ZM28 4H30V2H28ZM69 4V3H68ZM68 4H67V8H68ZM83 4V3H82ZM102 6H101V5ZM111 4V3H110ZM128 4V3H127ZM133 4V3H132ZM142 4H143V2L141 3V6H142ZM167 4V3H166ZM202 4V3H201ZM212 4V3H211ZM11 4H9L8 3V5L7 6H10ZM14 5H16L15 3H14ZM18 5H19V3H18ZM27 5V4H26ZM25 5V6H26ZM35 5H37L36 7H38V3L36 4L35 3ZM93 5V4H92ZM91 5V6H92ZM93 5V6H94ZM130 5H131V2H130ZM129 5V6H130ZM140 5V4H139ZM146 5V4H145ZM204 5V4H203ZM207 5V4H206ZM21 6V5H20ZM24 6V5H23ZM56 6V5H55ZM57 6H58V4H57ZM62 6H63V3H62ZM70 6V5H69ZM91 6H90V8H89V10H91ZM98 6H96V7H98ZM115 6H117V5H115ZM127 6V5H126ZM129 6H127V7H129ZM140 6V7H141ZM208 6V5H207ZM2 7V6H1ZM5 7V6H4ZM12 7V6H11ZM33 7V6H32ZM35 7V8H36ZM40 7V6H39ZM59 7V6H58ZM86 7V6H85ZM96 7H94V9L96 8ZM122 7H123V5H122ZM126 7V8H127ZM136 7H138L137 5H136ZM139 7V8H140ZM9 8V7H8ZM7 8V9H8ZM14 9L16 8V7H13ZM21 8H23V7H21ZM24 8H26V7H24ZM29 7L27 6V10L29 11L30 10V8L28 9ZM49 8V9H50ZM53 8H57V7H53ZM63 8H66L65 6L63 7ZM63 8H59L60 9V13L62 12V10L61 9H63ZM79 8V7H78ZM77 8V9H78ZM81 8V7H80ZM84 8V7H83ZM93 8V7H92ZM99 8H96V9H99ZM109 8V7H108ZM107 8V9H108ZM111 8H116V7H112L111 6ZM111 8L110 9H108V10H111ZM119 8V7H118ZM134 8V7H133ZM138 8V9H139ZM195 8V7H194ZM14 9H12V10H14ZM37 9V8H36ZM39 9V8H38ZM37 9V10H38ZM58 9V8H57ZM56 9V10H57ZM58 9V10H59ZM69 9L70 8H68V11H69ZM77 9L76 8H73V10H76V12H77ZM86 9H87V7H86ZM86 9H85V11H86ZM106 9V8H105ZM105 9L102 11H100V10H98V11H100L101 12V14H103L104 13V11H105ZM136 9V8H135ZM65 10H67V9H64V11ZM72 10V9H71ZM71 10H70V13H71ZM72 10V11H73ZM78 10H80V9H78ZM119 10V9H118ZM124 10H126V9H124ZM130 10H132V9H130ZM129 10V11H130ZM137 10V9H136ZM135 10V11H136ZM229 10V9H228ZM11 11V10H10ZM19 11H20V7H19ZM23 12H24V10H22ZM31 11H33V12H26V13H24V14H27V15H25V16H27L28 18H29V20L32 22V23H35L36 24V26L35 25H33L32 27H34L35 26V29H33V28H31V29H29V30H31L32 32H29V33H27L26 32V34L24 33L23 34V32L22 31H20V35H18L19 36V38L20 39H18V40H16V38H12V37H6V39L8 38V40H9V42H11L10 44H11V48L9 49V47H8V49H6L5 48V46H4V48L5 49H3L4 50V53L6 54V55H12V53H18V55L20 56L22 53H23V51L26 49L27 51L29 50V49H34L33 51H35V50H39V49H41L42 47H43V43H45V42H47L48 43V41H46V40H49V42H50V40H52L53 39V36L54 35H56L57 34V31H53V30H55V20H54V18L56 19V17H57V15L56 16H54L53 17V14L51 13L52 11H51V9L50 10H46V9H40V11H34V9H31ZM82 11V10H81ZM84 11V10H83ZM85 11H84V13H83V15H85ZM88 11V10H87ZM92 12H90V13H92V15H93V17H92V15L90 14V13H87L86 12V14H90V16H91V19H93L94 17H95V14L98 12V11H94V10H91ZM107 11V10H106ZM105 11V12H106ZM114 11V10H113ZM127 11V10H126ZM148 11V10H147ZM183 11V10H182ZM244 11V10H243ZM21 12V11H20ZM67 12V11H66ZM120 12V11H119ZM118 12V13H119ZM132 12V11H131ZM131 12H129V13H131ZM149 12V11H148ZM56 13V12H55ZM68 13V12H67ZM67 13H65V14H67ZM70 13H68L69 15H70ZM82 13V12H81ZM121 13H123V11L121 10ZM120 13V14H121ZM132 13H135V12H132ZM14 14H16V13H12V12H9V11H5V10H0V30L1 29H4V26H5V24H7V23H5L4 25L2 24L5 20H9V19H11L12 18V21L11 22H9V23H11V24H9L10 26L11 25H16V24H18L17 23V21H18V18L19 17H16V15H14ZM76 14V13H75ZM79 14H80V12H79ZM98 14V13H97ZM97 14H96V17H97ZM113 14V17H114V13H112ZM116 14V13H115ZM125 14H127V13H125ZM125 14L123 13V15H124V18H125ZM169 14V13H168ZM243 14V13H242ZM14 15V16H13ZM19 15H21V13L19 14ZM23 15V14H22ZM61 15H62V13H61ZM72 16H73V12H72V14H71ZM104 15H106V13H104ZM103 15V16H104ZM131 15V14H130ZM134 14H132V16H133ZM193 15V14H192ZM197 15H199V17L201 16L202 17V15H200V14H198L197 13ZM63 16H65V15H63ZM68 16V15H67ZM75 16V15H74ZM82 16V15H81ZM87 16V15H86ZM116 16V15H115ZM120 16V15H119ZM135 16V15H134ZM144 16V15H143ZM151 16H152V14H151ZM195 16H196V14H195ZM203 16H205V18H204V20H206L207 19V16L206 15H203ZM218 16V15H217ZM9 17H11V18H9ZM21 17V16H20ZM24 17V16H23ZM22 17V18H23ZM69 18H71V16H68ZM76 17V16H75ZM84 17V16H83ZM95 17V18H96ZM105 18H107L106 16H104ZM104 17H103V19H104ZM109 17V16H108ZM120 17H122V16H120ZM127 18H129L128 17V15L126 16ZM193 17H194V15H193ZM198 17V16H197ZM197 17H195L196 19H197ZM198 17V18H199ZM248 17V16H247ZM9 18V19H8ZM27 18V19H28ZM66 18V17H65ZM68 18V19H69ZM77 18H81V17H77ZM88 18V17H87ZM98 19V21H99V18H100V14H99V16L97 17ZM126 18V19H127ZM131 18V17H130ZM157 18H159V17H157ZM156 18V19H157ZM208 18H210L211 19V16L210 17H208ZM218 18V17H217ZM242 18V17H241ZM246 18V17H245ZM20 19V18H19ZM101 19V18H100ZM114 19H116L115 17H114ZM121 19V18H120ZM125 19V20H126ZM160 19V18H159ZM189 19H191V16H190V18ZM195 19V20H196ZM202 19H203V17H202ZM25 20V19H24ZM60 20H62V19H60ZM63 20H66V19H64L63 18ZM71 20V19H70ZM73 20V19H72ZM72 20H71V22H72ZM94 20V19H93ZM117 20V19H116ZM115 20V21H116ZM121 20H123V19H121ZM119 21V22H126V21ZM135 20V19H134ZM209 20V19H208ZM234 20V19H233ZM242 20V19H241ZM20 21V23L21 22H23V21H21V20H19ZM18 21V22H19ZM75 21V20H74ZM90 21H92V20H90ZM89 21V22H90ZM108 20L106 19V22H107ZM128 19H127V24H129L128 23ZM132 21H133V19H132ZM180 21V20H179ZM197 21H199V22H201V20H199V19H197ZM197 21H195V22H197ZM210 21H212V20H209V22ZM60 22V21H59ZM62 22V21H61ZM76 22V21H75ZM105 22V23H106ZM109 22V21H108ZM107 22V23H108ZM112 22V24H113V21H111ZM119 22H116V23H118L119 24ZM203 22V21H202ZM231 22V21H230ZM23 23H25V21L23 22ZM32 23H30V25H32ZM64 23V22H63ZM86 23H88V21L86 22ZM115 23V22H114ZM115 23V24H116ZM126 23H124V24H126ZM153 23V22H152ZM194 23V22H193ZM57 24H60V23H57ZM73 24V23H72ZM72 24H71V26H72ZM89 24V23H88ZM93 24V23H92ZM112 24H111V27H109V28H112ZM132 24H133V22H132ZM200 24V23H199ZM19 25H21V24H18V26ZM30 25H29V27H30ZM60 25H62V24H60ZM59 25V27H61ZM73 25H76V24H73ZM79 25V24H78ZM87 24H84L83 26H86ZM98 25H100V23H98ZM101 25H103V24H101ZM100 25V26H101ZM106 25V24H105ZM130 26H132L131 24H129ZM154 25V24H153ZM195 25V24H194ZM201 25V24H200ZM232 25V24H231ZM7 26V25H6ZM65 26V25H64ZM88 26V25H87ZM86 26V27H87ZM114 26V25H113ZM119 26H121V25H119ZM126 26V25H125ZM170 26V25H169ZM235 26V25H234ZM238 26V25H237ZM244 26V25H243ZM249 26V25H248ZM8 27V26H7ZM17 27V26H16ZM24 27H27L26 25H24ZM54 27V29H52ZM72 27H74V26H72ZM85 27V28H86ZM115 27V26H114ZM116 27H117V24H116ZM123 27V26H122ZM138 27H140V26H138ZM217 27V26H216ZM245 27V26H244ZM12 28L13 27H11L10 29H11V31H12ZM15 28V27H14ZM21 28V26H19L18 27V30ZM57 28V27H56ZM61 28H64V27H61ZM77 28V27H76ZM107 27L105 26V29H106ZM120 28V27H119ZM118 28V29H119ZM179 28V27H178ZM208 28V27H207ZM206 28V29H207ZM223 28V27H222ZM225 28H227V27H225ZM231 28H233L232 26H231ZM5 29H6V27H5ZM4 29V32L6 31V30H9V29H6L5 30ZM16 29V28H15ZM52 29V30H51ZM58 29V28H57ZM56 29V30H57ZM93 29V28H92ZM92 29H91V31H92ZM112 29H115V28H112ZM117 29V28H116ZM115 29V30H116ZM117 29V30H118ZM121 29V28H120ZM120 29H119V31H120ZM186 29V28H185ZM248 29V28H247ZM247 29H245V31L247 30ZM70 30V29H69ZM75 30V29H74ZM83 30V29H82ZM99 30H101L102 31V27H100L99 28ZM103 30H104V28H103ZM106 30H108V28L106 29ZM114 30V31H115ZM179 30H181L180 28H179ZM207 30H209V29H207ZM211 30V29H210ZM228 30V29H227ZM230 30V29H229ZM228 30V31H229ZM2 31V30H1ZM0 31V32H1ZM72 31H73V29H72ZM77 31V30H76ZM83 31H85V29L83 30ZM83 31H79V32H83ZM90 31V32H91ZM101 31L99 32L100 34H101V36H102V33H101ZM110 31V30H109ZM123 31V30H122ZM189 31V30H188ZM190 31H191V29H190ZM189 31V32H190ZM222 31V30H221ZM53 32H55L54 33V35H53ZM62 32H68V31H66V29L64 28V31L62 30ZM75 31H73V33H74ZM103 32V31H102ZM111 32V31H110ZM117 32V31H116ZM207 32V31H206ZM206 32H205V34H206ZM230 32V31H229ZM239 32V31H238ZM237 32V35L239 34ZM5 33H9V32H5ZM76 33V32H75ZM77 33H78V31H77ZM161 33H163V32H161ZM178 33V32H177ZM180 33V32H179ZM185 33V32H184ZM220 34H221V32H219ZM244 33H246V32H244ZM6 34V35H7ZM83 34V33H82ZM108 34V33H107ZM115 34V33H114ZM113 34V35H114ZM117 34V33H116ZM120 34V33H119ZM166 34V33H165ZM180 34H182V33H180ZM179 34V35H180ZM187 34V33H186ZM186 34H185V37H187L186 36ZM209 34V33H208ZM228 34V33H227ZM4 35V34H3ZM9 35V34H8ZM10 35H12V34H10ZM9 35V36H10ZM58 35H60V34H58ZM65 35H66V33H65ZM67 35H70L69 33L67 34ZM66 35V36H67ZM71 35H72V32H71ZM84 35V34H83ZM92 35H94V31L91 33V36ZM97 35L99 36V34H96V37H97ZM122 35V34H121ZM151 35V34H150ZM154 35H155V33H154ZM243 35V34H242ZM65 36V37H66ZM74 36V35H73ZM79 36H80V34H79ZM86 36V37H85ZM85 36H83V37H85V38H87L88 39V37H87V35H85ZM90 36V37H91ZM100 36V37H101ZM107 36V35H106ZM109 36V35H108ZM112 36V35H111ZM116 36V35H115ZM163 36V35H162ZM165 36L166 35H164V39L166 40V38H165ZM181 36V35H180ZM219 36V35H218ZM221 36V35H220ZM226 36V35H225ZM224 36V38H226ZM230 36V35H229ZM2 37V36H1ZM14 37H16V36H14ZM56 37H58L57 35L55 36V38ZM69 37V36H68ZM75 37H76V35H75ZM81 37V36H80ZM79 37V40H78V42L81 40V38ZM89 37V38H90ZM103 37H104V35H103ZM110 37V36H109ZM160 37H161V34H160ZM32 38H34V40L32 41ZM61 38V37H60ZM64 37H62V39H63ZM72 38V37H71ZM74 38V37H73ZM92 38V37H91ZM90 38V39H91ZM105 38H107V37H105ZM134 38V37H133ZM144 38V37H143ZM206 38V37H205ZM3 39V38H2ZM5 39V40H6ZM66 39V38H65ZM64 39V40H65ZM76 39H78V38H76ZM89 39V40H90ZM100 39H103V38H100ZM168 39V38H167ZM215 39H217V37H215ZM252 39V38H251ZM56 41H57V39H55ZM58 40H60V39H58ZM86 40V39H85ZM84 40V41H85ZM88 40V42H90ZM95 40V39H94ZM186 40V39H185ZM185 40H183L182 42H184ZM218 40V39H217ZM219 40H220V38H219ZM239 40V39H238ZM71 41V40H70ZM72 41L74 42V40L72 39ZM71 41V42H72ZM77 41V40H76ZM92 41H93V39H92ZM102 40H100L99 41V44L100 43H103V42H101ZM107 41V40H106ZM144 41H146V40H142L141 42H140V44L142 43V42H144ZM168 41V40H167ZM245 41L246 40H244L243 39V42L245 43ZM248 42H246V43H249V40H247ZM6 42V41H5ZM58 42V41H57ZM69 44H67L66 43V41H65V43L67 44H65L64 43V46H61V48L64 50V51H66V52H70V54L71 53H74L75 52V48H77L76 47V45L77 44H75V43H70L69 41H67ZM81 42V41H80ZM86 42V41H85ZM139 42V41H138ZM153 42H155V40L153 41ZM181 42V43H182ZM55 43V42H54ZM53 43V44H54ZM94 44L95 43H97V40H95V42H93ZM133 43V42H132ZM156 43V42H155ZM186 43V42H185ZM184 43V44H185ZM239 43V42H238ZM245 43V44H246ZM7 44V43H6ZM9 44V45H10ZM46 44V43H45ZM80 44V43H79ZM83 44V43H82ZM89 44V46H90V44H91V42L90 43H88ZM94 44H91V45H94ZM130 44V43H129ZM145 45V43H142V45L141 46H144ZM152 44V43H151ZM157 44V43H156ZM162 44V43H161ZM160 44V45H161ZM187 44V43H186ZM3 45V44H2ZM1 45V46H2ZM26 45H28V46H31V47H33V48H25V46ZM85 45V44H84ZM97 45H98V43L96 44V46H95V50H96V48H97ZM101 45V44H100ZM124 45V44H123ZM159 45V44H158ZM164 45V44H163ZM234 45V44H233ZM247 45V44H246ZM7 46H8V44H7ZM82 46V45H81ZM99 46V45H98ZM102 46V45H101ZM140 46V47H141ZM184 46V45H183ZM215 46V45H214ZM239 46V45H238ZM241 46V45H240ZM27 47V46H26ZM52 47H53V45H52ZM56 47V44L54 45V49H56V54H57V47H58V43H57V47ZM60 47V46H59ZM79 47V46H78ZM84 47H86V46H84ZM92 47V46H91ZM94 47V46H93ZM139 47V48H140ZM161 47V46H160ZM185 47H186V45H185ZM184 47V48H185ZM47 48H48V46H47ZM80 48V47H79ZM90 48V47H89ZM88 48V49H89ZM131 48V47H130ZM134 47H132V49H133ZM136 48V47H135ZM134 48V49H135ZM138 48V49H139ZM144 48V47H143ZM163 48H165L164 46H163ZM180 48V47H179ZM43 49V48H42ZM100 49V48H99ZM140 49H142V47L140 48ZM139 49V51H142V50H140ZM145 49V48H144ZM160 49V48H159ZM166 49V48H165ZM187 49H188V47H187ZM229 49V48H228ZM1 50V49H0ZM25 50V51H26ZM52 49H50L49 51H48V53L51 51ZM77 50H79V49H77ZM123 50V49H122ZM146 50L147 49H145L144 51L146 52ZM161 50V49H160ZM159 50V52H157L158 54H159V56H161L162 55V53L160 54V51ZM2 51V50H1ZM30 51V50H29ZM28 51V53L27 54H31L32 56H33V54H34V52H33V54L31 53V52H29ZM54 51V50H53ZM53 51H52V53H53ZM81 51V50H80ZM88 51V50H87ZM97 51L99 52V50L97 49ZM39 52H40V50H39ZM47 52V51H46ZM60 52V51H59ZM131 52V54L133 55V54H135L134 52H136V51H130ZM133 52V53H132ZM143 52V51H142ZM164 52V51H163ZM177 52V51H176ZM182 52V51H181ZM184 52V51H183ZM185 52H188V50L187 51H185ZM51 53V54H52ZM62 53H64V52H62ZM78 53V55H80V53L79 52H77ZM105 53V52H104ZM113 53V52H112ZM3 54V53H2ZM1 54V55H2ZM5 54H4V56H5ZM24 55H25V52L23 53ZM26 54V55H27ZM65 54V53H64ZM69 54V55H70ZM76 54V53H75ZM75 54H73V55H75ZM111 54V53H110ZM138 54H140V52L138 53ZM141 54H143V53H141ZM146 54V53H145ZM175 54V53H174ZM173 54V55H174ZM53 55V54H52ZM55 55V54H54ZM72 55V54H71ZM132 55H131V57H132ZM144 55V54H143ZM187 55H188V53H187ZM17 56V55H16ZM29 56V55H28ZM28 56H24L23 58H27ZM37 56V55H36ZM38 56H40V55H38ZM37 56V57H38ZM66 56V55H65ZM125 56V55H124ZM136 58H138V56H137V53H136ZM141 56V55H140ZM146 56H147V54H146ZM176 56V55H175ZM175 56H173V57H175ZM2 57V56H1ZM5 57H7V56H5ZM14 57V56H13ZM80 57V56H79ZM134 57V56H133ZM176 57H180V55H178V56H176ZM175 57V58H176ZM17 58V57H16ZM22 58V57H21ZM39 58V57H38ZM71 58H73V57H71ZM141 58V57H140ZM159 58V57H158ZM162 58V57H161ZM165 58V57H164ZM181 58V57H180ZM6 59H9V62H11L10 61V57H8V58H6ZM6 59H4V62H5V60ZM55 59V58H54ZM134 59V58H133ZM146 59V57H144V60ZM228 59V58H227ZM232 59V58H231ZM22 60H26V59H22ZM38 60H40V59H38ZM42 60H44V59H41V61ZM53 60V59H52ZM106 60V59H105ZM104 60V61H105ZM128 60V59H127ZM136 60V59H135ZM147 60H148V57H147ZM152 60V59H151ZM150 60V61H151ZM161 60V59H160ZM178 60V59H177ZM179 60H182V58L181 59H179ZM178 60V61H179ZM8 61V60H7ZM17 61H19V58H18V60ZM35 61H36V59H35ZM137 62L139 61L140 63H141V61L140 60H136ZM13 62H14V60H13ZM19 62H22V61H19ZM24 62H27V61H24ZM123 62V61H122ZM127 62H131V60H128ZM149 62V61H148ZM182 62V61H181ZM215 62V61H214ZM223 62V61H222ZM225 62V61H224ZM233 62V61H232ZM12 63V62H11ZM17 63V62H16ZM32 63V62H31ZM37 63V62H36ZM92 63V62H91ZM140 63H139V65H137L138 67L140 66ZM174 63H176V62H173L172 64H174ZM183 63V62H182ZM213 63V62H212ZM2 64H3V62H2ZM5 64H10V63H5ZM19 64V63H18ZM21 64V63H20ZM35 64V63H34ZM34 64H33V67H34ZM43 64H46V63H43L42 62V66H43ZM115 64H117V63H115ZM126 64V63H125ZM132 64V63H131ZM130 64V65H131ZM134 64V63H133ZM241 64H243V63H241ZM249 64V62L247 63V65ZM12 65V64H11ZM14 65H15V62H14ZM21 65H23V64H21ZM25 65H26V63H25ZM31 65V64H30ZM29 65V66H30ZM41 65V64H40ZM48 65V64H47ZM49 65H50V63H49ZM105 65V64H104ZM121 65V64H120ZM119 65V66H120ZM124 65V64H123ZM126 65H128V64H126ZM125 65V66H126ZM157 65V64H156ZM244 65H246V64H244ZM3 66V65H2ZM28 66V67H29ZM51 66V65H50ZM49 66V67H50ZM55 66H56V64H55ZM54 66V67H55ZM89 66V65H88ZM110 66V65H109ZM118 66V68L120 69L121 67H119ZM136 66V65H135ZM173 66V65H172ZM243 66V65H242ZM31 67V66H30ZM36 67V66H35ZM40 67V66H39ZM52 67V66H51ZM93 67V66H92ZM116 67H117V65H116ZM131 67V66H130ZM145 66H141V67H139V68H144ZM156 67V66H155ZM155 67H154V71H155ZM159 67V66H158ZM163 67H164V65H163ZM188 67V66H187ZM187 67H186V69H187ZM194 67V66H193ZM201 67V66H200ZM250 67V66H249ZM9 68V70H10V67H8L7 66V69ZM24 68H26L25 66H24ZM53 68V67H52ZM57 68H58V65H57ZM129 68V65L127 66V68H126V71L127 72H129L130 70H131V72H132V70L134 69V67L131 69H128ZM171 68V67H170ZM206 68V67H205ZM6 69V68H5ZM5 69H2V70H5ZM17 69V68H16ZM28 69V68H27ZM34 69V68H33ZM32 69V70H33ZM46 69V68H45ZM56 69V68H55ZM116 70H117V68H115ZM118 69V70H119ZM125 69V68H124ZM128 69V70H127ZM148 69V68H147ZM157 70H159V68H156ZM161 69V68H160ZM168 68H166V70H167ZM173 69V68H172ZM214 69V68H213ZM248 69V68H247ZM2 70L0 69V71L2 72ZM8 70V71H9ZM118 70H117V72H118ZM141 71H143V73H144V71H146V69L144 68V70L143 69H140ZM161 70H164V69H161ZM159 71L160 72V75L162 76H166L167 75V73H166V75H164V72H165V70H164V72L163 71ZM178 70V69H177ZM202 70V69H201ZM13 71V70H12ZM11 70L9 71V72H12ZM14 71H15V68H14ZM14 71H13V75L14 74H16V73H14ZM21 71H22V69H21ZM20 71V72H21ZM38 71V70H37ZM49 71H51V70H49ZM136 71V70H135ZM141 71H139L140 73H139V75H142L141 74ZM196 71H197V69H196ZM3 72H5V71H3ZM16 72V71H15ZM46 72H47V69H46ZM120 72V71H119ZM126 72V73H127ZM138 72V71H137ZM156 72V71H155ZM154 72V73H155ZM158 72V71H157ZM156 72V73H157ZM159 72H158V74H159ZM161 72L163 73V74H161ZM188 72V71H187ZM202 72H204V69L202 70ZM207 72V71H206ZM212 72V71H211ZM116 72L114 71V73L113 74H115ZM122 73H125V70L122 72ZM133 73H136V72H133ZM156 73L154 74L155 76H157L156 75ZM178 73H180V70L178 71ZM246 73V72H245ZM12 74V73H11ZM23 74V73H22ZM102 74V73H101ZM100 74V75H101ZM137 74L138 73H136V76H135V74H134V76H135V78L136 77H138L137 76ZM169 74V73H168ZM230 74V73H229ZM3 75H5V73L3 74ZM8 75H10V74H8ZM112 75V74H111ZM116 75H118V73L116 74ZM128 75V74H127ZM126 75V76H127ZM145 75H146V72H145ZM151 76H152V74H150ZM150 75H148V78H149V76ZM178 75V74H177ZM22 76V75H21ZM114 75H112V79H113V81H115L114 80V77H113ZM121 78H122V80L124 79L127 83H128V81H129V76L127 77V79H125L124 77H126V76H124L123 77V74L122 75H119ZM118 76V77H119ZM130 76H133V74L132 75H130ZM144 76V75H143ZM142 76V77H143ZM150 76V77H151ZM160 76V79L162 78ZM179 76V75H178ZM197 76V75H196ZM202 76V75H201ZM233 76V75H232ZM6 77V76H5ZM110 77V76H109ZM117 77V76H116ZM117 77V78H118ZM119 77V78H120ZM140 77V76H139ZM177 77V76H176ZM204 77V76H203ZM222 77V76H221ZM227 77V76H226ZM96 79L94 80H91L92 82V84H94L95 83V85H96V81H97V76L95 77ZM101 78V77H100ZM100 78H99V76H98V79L100 80ZM106 78V77H105ZM120 78V79H121ZM131 78V77H130ZM134 77L132 78V79H135ZM144 78V80L143 81H141V84H142V82H143V84H144V82H146L145 81V76L143 77ZM158 78H159V76H158ZM208 78V77H207ZM218 78V77H217ZM240 78V77H239ZM239 78H238V80H239ZM21 79V78H20ZM140 79V78H139ZM151 79V78H150ZM150 79H149V81H150ZM155 78H153V80H154ZM160 79H159V81H160ZM164 78H162V80H163ZM183 79V78H182ZM200 79V78H199ZM213 79H216V77H214ZM219 79H220V77H219ZM22 80V79H21ZM52 80H53V78H52ZM109 81H110V78L108 79ZM118 80L119 79H117V81L116 82H118ZM124 80H123V82H124ZM137 79H135V81H136ZM152 80V79H151ZM156 80V79H155ZM154 80V81H155ZM166 80V79H165ZM169 80V79H168ZM190 80V79H189ZM217 80V79H216ZM214 81V82H216L217 83V81ZM55 81V80H54ZM69 81V80H68ZM67 81V82H68ZM81 81H82V79H81ZM95 81V82H94ZM103 81V80H102ZM108 81V82H109ZM148 81V80H147ZM148 81V82H149ZM157 81V80H156ZM158 81V82H159ZM210 81H211V79H210ZM224 81V80H223ZM223 81H221L222 83H223ZM241 81V80H240ZM243 81V80H242ZM88 82V81H87ZM94 82V83H93ZM112 82V81H111ZM125 82V83H126ZM130 83H131V87H130V89H132V88H134V83H136V82H133V80H132V82H131V79H130V81H129ZM163 83H165L164 81H162ZM161 81L159 82V83H157V85L158 84H161L162 83ZM181 82V81H180ZM78 83V82H77ZM100 83H101V87L102 86H104L103 85V82H101L100 81ZM105 83H106V81H105ZM114 83V82H113ZM124 83V84H125ZM126 83V84H127ZM139 83H140V81H139ZM154 83V82H153ZM152 83V85L151 86H153L154 84ZM196 83H197V80H196ZM207 83H208V80H207ZM213 83V82H212ZM221 83V84H222ZM88 84L90 85V83L88 82ZM87 84V85H88ZM119 84H121L122 85V82L121 83H119L118 82V85ZM125 84V87L127 86ZM143 84H142V86H143ZM146 85L148 84V83H145ZM144 84V85H145ZM209 84V83H208ZM218 84V83H217ZM216 84V85H217ZM226 84H230V83H226ZM231 84H232V82H231ZM75 85H76V83H75ZM84 85H86V84H84ZM88 85V86H89ZM95 85H91L93 88L94 87H96V89H97V87L98 86H95ZM110 85V88L112 87L111 86V84H109ZM112 85H116L117 86V83H115V84H112ZM121 85H119V86H121ZM137 85H139L138 84V82H137ZM145 85V87H144V89H145V91H146V87H148V86H146ZM202 85H204V84H202ZM210 85V84H209ZM214 85V84H213ZM220 85V84H219ZM234 85V84H233ZM1 86V85H0ZM90 86V88L91 89H93L92 87ZM100 86V85H99ZM106 86L108 87V84H106ZM113 86V87H114ZM119 86H117L116 87V89L119 87ZM141 86V85H140ZM165 86H166V83H165ZM179 86V85H178ZM197 86H198V84H197ZM12 87V86H11ZM84 87V86H83ZM87 87V86H86ZM122 87V86H121ZM196 87V86H195ZM204 87V86H203ZM202 87V88H203ZM216 87V86H215ZM75 88H77V87H75ZM90 88H88L89 90H90V93H91V89ZM124 88V87H123ZM138 88H141V87H138ZM160 88H161V86H160ZM211 88V87H210ZM209 88V89H210ZM220 88V87H219ZM218 88V89H219ZM225 88V87H224ZM229 88V87H228ZM66 89H68L69 90V88L67 87ZM83 89V88H82ZM81 89V90H82ZM86 88L84 87V90H85ZM95 89V88H94ZM93 89V92H95V91H97L96 89L94 90ZM112 89H114V88H112ZM116 89H115V91L113 90L112 92L114 93L115 92V94H116V92L120 89V87L118 88V90L116 91ZM129 89V87H127V89H124V91L125 90H128ZM130 89H129V92H130ZM143 89V90H144ZM152 89H155V88H153L152 87ZM151 89V90H152ZM172 89V88H171ZM199 89V88H198ZM208 89V90H209ZM212 89H213V86H212ZM60 90V89H59ZM81 90H79V92L81 91ZM106 90H108V88L106 89ZM135 89H133V91H134ZM136 90H138V89H136ZM143 90H141V91H143ZM156 90V89H155ZM155 90H154V92H155ZM166 90V89H165ZM177 90V89H176ZM195 90V89H194ZM193 89H192V92L194 91ZM200 90V89H199ZM214 91H215V89H213ZM220 90V89H219ZM218 90V92H220ZM222 90V89H221ZM263 90V89H262ZM103 91H104V88H103ZM109 91V90H108ZM110 91H111V89H110ZM109 91V92H110ZM123 91V92H124ZM133 91H131V92H133ZM159 91V90H158ZM211 91V90H210ZM213 91V92H214ZM91 93L90 95H93V94H95V95H93V96H95V98L96 97H98V100H100L99 99V97H100V92L99 91H97V93L95 92V93ZM109 92H107V93H109ZM112 92H110L109 94H105V91H104V93L102 92V94L101 95H104L105 97H108V98H110L109 100L111 101V97L110 96H117V95H119L118 93L119 92H121L122 93V88H121V90L120 91H118V93H117V95H114ZM126 92V91H125ZM152 92V91H151ZM199 92V91H198ZM205 92V91H204ZM225 92H226V89H225ZM78 93V92H77ZM99 93V94H98ZM112 93V94H111ZM128 93V92H127ZM137 93H138V91H137ZM136 92H135V94H137ZM142 93V92H141ZM146 93V92H145ZM148 93H150V92H148ZM145 94V95H148L149 97H151L152 95V93L151 94ZM202 93V92H201ZM82 94H84V93H82ZM82 94H81V96H82ZM97 94V95H96ZM130 94H132L131 95V98H132V96L134 95L133 93H130ZM143 94V93H142ZM141 94V95H142ZM157 93H155L154 95H156ZM210 94V93H209ZM214 94V93H213ZM223 94H224V92H223ZM108 95V96H107ZM126 95V97H127V94H125ZM144 95V94H143ZM144 95V96H145ZM171 95V94H170ZM215 95V94H214ZM45 96V95H44ZM57 96V95H56ZM74 96V95H73ZM72 96V97H73ZM78 96H80V95H78ZM86 96V95H85ZM84 96V97H85ZM121 96V95H120ZM140 95H139V93H138V96L137 97H139ZM204 96V95H203ZM221 96V95H220ZM16 97V96H15ZM39 97H41V96H39ZM101 97H103V96H101ZM105 97H103V100H100V101H98V103L100 102V103H102V101H104V100H106L105 99ZM122 97H124V94H123V96ZM122 97L120 98V100L122 99ZM136 97V96H135ZM134 97V98H135ZM142 97V96H141ZM148 97V99L146 98V101L147 100H152L153 98H149ZM153 97V96H152ZM9 98V97H8ZM43 98V97H42ZM41 98V99H42ZM51 98V97H50ZM81 97H77V99H80ZM88 98V97H87ZM94 98V99H95ZM119 98V96L117 97V99ZM200 98H203L202 96L200 97ZM214 98H216V97H214ZM219 98V97H218ZM65 98H63L62 100H64ZM66 99H68V100H64V101H66V102H68L69 101V99H71V96H68V98H66ZM90 99H93V97L91 98L90 97ZM90 99H86V97L85 98H82V104L83 105H81L82 106V108H81V111L80 110H77L76 108V110H77V114H74V115H72V113H70V111L68 112V108L66 109L67 111H66V113H60L59 114V112H58V118L56 117V115H55V117L57 118V119H55V117H53L50 113L47 115V116H52L53 118L51 119V120H49V122L51 121V123H49L48 122V124H50L49 125V128H48V130H47V136H50L49 138L48 137H44V136H46V133H44L45 135L42 137V129H43V127H42V129H39L40 131H38L37 129H38V127H36L35 126V128H36V130L38 131H35V129H34V133L36 132V135L35 134H32V135H35V137L34 136H31V137H33L32 139H31V137H30V142H29V144H32L31 142L32 141H34V138H35V141H36V137H38V133L40 132V134H39V137H38V139H37V142H38V140H40V141H45L46 142V144L44 145V146H42V148H48V149H46V150H50L49 148H50V146H52L51 144L52 143H57L58 141V143H60L61 141L63 142V139H66V137H67V134H60V132L62 131L63 132V130L66 128L67 129V127H69V128H77V126H79V125H81V124H88V123H90V122H92V121H95V120H98V119H100L101 117H102V119H103V116H107V115H109L110 116V114L112 115V111L113 110H109L108 108H110L111 106H108V104L110 105V101H109V103L107 102L108 101V99L106 100V103H108V104H106V106L108 107V108H106V111H102V108H101V111L98 109V107L97 106H101V104L99 103V105L97 104L96 105V100L94 101V103L95 104H93V102H91L90 101ZM93 99V100H94ZM116 99V97H115V99L114 100H116V101H118L119 103H120V101L119 100H117ZM124 99V98H123ZM123 99H122V101L121 102H123ZM130 99V98H129ZM128 99V100H129ZM217 99V98H216ZM220 99V98H219ZM233 99V98H232ZM5 100V99H4ZM43 101H45L44 99H42ZM41 100V101H42ZM72 100V99H71ZM113 100V101H114ZM125 100V99H124ZM132 99H130L129 101H131ZM223 100V99H222ZM226 100V99H225ZM12 101V100H11ZM112 101V103H114ZM115 101V102H116ZM126 101H127V99H126ZM154 101V100H153ZM78 102V101H77ZM117 102V103H118ZM144 102V101H143ZM148 102V101H147ZM264 102V101H263ZM42 103V102H41ZM45 103H48V102H45ZM50 103V102H49ZM63 103V102H62ZM70 103V102H69ZM72 103H73V101H72ZM126 103H128V101L126 102ZM166 103V102H165ZM221 103V102H220ZM258 103H260V102H258ZM51 104V103H50ZM60 104V103H59ZM58 104V105H59ZM66 104V103H65ZM103 104H105V103H102V106H103ZM130 104V103H129ZM142 104V103H141ZM224 104V103H223ZM249 104V103H248ZM248 104H247V107L248 108H251L250 106H252V104L250 105V106H248ZM263 104V103H262ZM44 105V109H48V108H46V105L45 104H43ZM118 105V104H117ZM122 105L124 106V105H126V104H124V103H122ZM145 105V104H144ZM150 105V104H149ZM167 105V104H166ZM241 105V104H240ZM244 105V104H243ZM260 105H261V103H260ZM259 105V106H260ZM6 106V105H5ZM62 107H63V105H61ZM73 106V105H72ZM76 106V105H75ZM105 106V105H104ZM114 106H116V105H114ZM120 107H121V103H120V105H119ZM118 106V107H119ZM122 106V107H123ZM232 106V105H231ZM231 106H229V107H227V108H229V109H233ZM242 106V105H241ZM240 106V107H241ZM245 106V105H244ZM243 106V107H244ZM255 106V105H254ZM258 106V104H256V107H259ZM48 107V106H47ZM61 107V111H63V108ZM78 107V106H77ZM127 107V106H126ZM143 107V106H142ZM151 107V106H150ZM153 107V106H152ZM236 107H237V105H236ZM235 106H234V108H236ZM255 107V108H256ZM263 107H264V105H263ZM60 108V107H59ZM116 109H121V108H117V107H115ZM124 108H125V106H124ZM139 107L137 106V109H138ZM211 108V107H210ZM227 108H226V110H227ZM248 108H246L245 107V109L247 110ZM260 108H262L261 106H260ZM1 109V108H0ZM50 109V108H49ZM104 109V108H103ZM108 109V110H107ZM116 109H114V110H116ZM142 109V108H141ZM213 109H215V107H213ZM213 109H211L212 111L211 112H213L214 110ZM218 109H220V108H218ZM221 109H223L224 110V108H221ZM252 109V108H251ZM264 108H262V109H260V110H258L259 112L261 111V110H263ZM45 110V111H46ZM65 110V109H64ZM128 110V109H127ZM136 110V109H135ZM134 110V111H135ZM257 110V109H256ZM2 111V110H1ZM0 111V112H1ZM55 111H60V110H57L56 108H55ZM72 111H73V108H72ZM116 111H118V110H116ZM120 111V110H119ZM133 111V110H132ZM230 111V110H229ZM251 111H255V110H251ZM48 112H51V111H48ZM73 112H75V111H73ZM127 112V111H126ZM125 112V113H126ZM137 112V111H136ZM215 112V111H214ZM258 112V113H259ZM262 112V111H261ZM260 112V114H262ZM4 113V112H3ZM2 113V114H3ZM35 113V112H34ZM39 113V112H38ZM67 113H69V114H71L70 116H69V114H67ZM195 113V112H194ZM202 113V112H201ZM5 114V113H4ZM31 114V113H30ZM45 114V116H46V112L44 113ZM213 114V113H212ZM235 114V113H234ZM7 116V115H6ZM29 116V115H28ZM34 116V115H33ZM36 116V115H35ZM38 116H39V114H37V118H38ZM27 117V116H26ZM25 117V118H26ZM29 117H31V119H29V122H34V119H33V117H32V115L31 116H29ZM170 117H172V116H170ZM11 118V117H10ZM28 118V117H27ZM177 118H180V117H177ZM11 119H13V121H14V118L12 117ZM10 119V125H11V120ZM22 119V118H21ZM20 119V120H21ZM33 119V120H32ZM47 120H48V117L46 118ZM49 119H50V117H49ZM4 120V119H3ZM6 120V119H5ZM16 120V119H15ZM18 120V119H17ZM30 120H32V121H30ZM106 120H107V118H106ZM171 120V119H170ZM190 120V119H189ZM22 121V120H21ZM25 121V120H24ZM24 121H22V122H24ZM46 121V120H45ZM113 121V120H112ZM112 121H111V123H112ZM117 120H115L114 119V121L113 122H116ZM5 122H7L6 124H7V126L9 127V125H8V122L9 121H5ZM18 122V121H17ZM21 122V123H22ZM26 122V121H25ZM36 122H37V120H36ZM38 122H39V120H38ZM41 122V121H40ZM118 122V121H117ZM141 122V121H140ZM171 122V121H170ZM42 123V122H41ZM108 123V122H107ZM143 123V122H142ZM177 123H178V121H177ZM177 123H175V124H177ZM6 124H5V126H6ZM14 124H15V122H14ZM28 124V123H27ZM34 124H35V122H34ZM44 124V123H43ZM42 124V126H44ZM146 124H148V123H146ZM170 124V123H169ZM13 125V124H12ZM19 124H17V126H18ZM22 127H23V125H24V129H25V133H23V134H28V129L26 128V127H29V129H30V125H32V126H34L32 123L30 124L29 123V126H25L26 124L24 123V124H20ZM47 125V124H46ZM110 125H112V124H110ZM113 125H115V124H113ZM112 125V126H113ZM241 125V124H240ZM7 126L5 127V131L7 132V130L9 129H7ZM109 126V124L107 125V124H105V128L107 127V128H109L110 129V127H108ZM167 126V125H166ZM169 126V125H168ZM20 127V126H19ZM40 127V126H39ZM44 127H46V126H44ZM103 127V126H102ZM121 127V126H120ZM119 127V128H120ZM237 127V126H236ZM0 128H1V125H0ZM3 128V127H2ZM15 129H16V127H14ZM21 128V127H20ZM20 128H18V129H16V132H18V130H20ZM104 128V129H105ZM112 128H114V126L112 127ZM115 128H116V126H115ZM240 128V127H239ZM238 128V129H239ZM23 129V130H24ZM27 129V130H26ZM32 129H33V127H32ZM31 129V130H32ZM45 129V128H44ZM99 129V128H98ZM13 130V129H12ZM23 130H22V128H21V131L23 132ZM162 130V129H161ZM2 131V130H1ZM21 131H19L18 133H21L22 134V132ZM27 131V132H26ZM45 131V130H44ZM103 131V130H102ZM167 131H170V130H166V132ZM172 131V130H171ZM176 131L177 132H179V133H177L178 134V136L177 135H175L176 137H179L178 139H177V141H176V139H174V138H176V137H174L173 136V139L176 141L175 142V144H174V150H175V153L177 152V150H179L180 148H182L183 149V157H181L180 159H178L176 162H174V163H172V164H170V165H168V166H165L164 165V167H162L163 169L161 170V171H159V172H157L156 174H155V176H150V175H152V173L150 174V175H148L149 173H150V171H149V173L146 175V174H142L141 172V174L138 172V170L139 169H141L142 167L141 166H139V164H140V161H138V159H140V158H138L137 159V162L135 163L133 160L135 159L134 158V156L132 155V158L131 159H128L127 160V163H126V165L125 166H121L120 167V164L117 166H115L114 165V163H109V164H104L103 163V160H105V159H107V157L109 156L110 158H116L115 160H116V162H121V160L122 159H117L118 158V154L117 153H111V152H109V151H107V150H103V151H99V153L97 152V150H98V148H97V150H96V152L98 153H96V156H90L89 154H86L82 159L83 160H80L81 158H79V157H76V156H73L72 158L70 157V156H65V157H63V159L61 158V160H57L60 164H61V166L60 167H58V174L60 175V177L59 178H57V180L61 183H59V186L58 185H56L58 188H56V189H54L55 187L54 186H52L53 188H51L50 186V188L48 187V185H49V183H48V185H46L47 187H44V185H45V178H41L40 179V181L38 180L37 182H36V185H34V186H36V187H34V189L33 188H31L30 187V185L27 187V188H31L32 189V191L34 190L35 192V194L36 195H44L42 192H44L45 194H46V192H52V191H54L55 190V193L54 192H52V193H54L55 195H56V198L57 199H62V198H66V197H70L71 195H75V197L77 198V199H79L77 202H71V201H67V202H57V203H55V206L56 207H58L60 210L59 211H61V213H60V215H51V216H49L50 218H52V216H53V219H57V218H59V220H61V222L63 223V225L65 224V225H68V227L70 226V228H73L74 227V225H72L71 226V224L69 225V223L71 222L70 221V219H71V217L73 216L74 218H77V217H81L83 214H84V211H92L93 210V208H97L98 209V206H99V204H101L102 203V205H103V203H105V202H111L110 203V206L109 207H111V206H113V208L114 209H117V208H121V206H123L122 204L124 203L125 205L124 206H126L127 208L128 207H131L130 209H132V208H134L133 210H135V208L137 207V208H139L138 206H140V207H143V205H144V203L140 200V199H143V201H144V199L146 198V199H148V200H146L145 199V203H150V201L152 200V202H154L153 200H158L159 201V204L157 203L156 205H157V209H164V207H163V205L161 204V203H166L167 204V209H169L171 212H175V211H177V210H180L181 208H185V209H188V210H196V206H195V201L197 200V198L196 197H194V198H196V199H193V196H191V197H186V198H184L183 200H181V201H176V200H171V201H169V200H167V198L166 197H168V194H177L178 192H183L186 188H188L189 186H190V184L193 182V179H194V181H195V183L197 184V186H198V184L200 183L201 185H199V186H202V184H203V181H202V183L200 182V180H202V179H204V178H206L205 177V175H204V178H202L201 176L204 174V172H206L205 174L207 175V172H209V170L210 169H216V168H214L213 166H216V164H220V162H222V161H225L226 159H224V160H221V161H217V162H214L212 159H214L215 157H217L216 156V154L217 153H213V152H209V149H211V148H213V147H208L209 149H207V148H205L206 150H208V151H204V152H197V151H194V148H195V142H192L193 140L192 139H190L191 138V136H189V135H187L185 132H186V130L184 131L182 128H180V129H176ZM219 131H222L223 132V130H221V129H219ZM226 131V130H225ZM228 131V130H227ZM8 132L10 133L11 131L10 130H8ZM7 132V133H8ZM16 132H14V133H16ZM31 131H29V133H30ZM98 132V131H97ZM163 133H165V131L163 130L162 131ZM192 132V131H191ZM1 133H2V136H3V134L5 133V132H0V135H1ZM18 133H16V134H18ZM84 133V132H83ZM88 133V132H87ZM91 134L93 133V132H90ZM89 133V134H90ZM107 133V132H106ZM105 132H104V135L106 134ZM109 134H111L112 135V133L111 132H108ZM108 133L106 134V135H108ZM121 133V132H120ZM175 133V132H174ZM174 133H173V135H174ZM188 133H190V132H188ZM215 133V132H214ZM225 133V132H224ZM228 133H230L229 131H228ZM11 134V133H10ZM9 134V135H10ZM15 134V135H16ZM21 134H18V135H20L21 137H19L18 135H16L17 137L16 138H18V140L19 141H21V143L20 144H22L23 145V142H22V138H24V137H26L27 135H21ZM85 134V133H84ZM94 134V133H93ZM92 134V135H93ZM216 134L218 135V133L216 132ZM220 134V133H219ZM5 135L7 136V137H5ZM8 134H4V136L3 137H5L6 138V140H8V139H13L12 137H10ZM14 134H12V136H13ZM14 135V136H15ZM31 135V134H30ZM40 135H41V137L42 138H40ZM113 135H114V132H113ZM192 135V134H191ZM229 135V134H228ZM228 135H224L223 137L225 138V136L227 137ZM232 135V134H231ZM230 135V137H232ZM8 136H9V138H8ZM29 136V135H28ZM69 136V135H68ZM88 136V135H87ZM90 136V135H89ZM168 136H170V135H168ZM168 136H166V138H168ZM195 136V135H194ZM93 137V136H92ZM190 137V138H189ZM198 139L200 140V141H204V143H206V139H205V137H203L201 134H199L198 136ZM211 137V136H210ZM209 137V138H210ZM213 137V136H212ZM230 137H228V138H230ZM4 138V139H5ZM28 138L29 137H27V138H25L24 140H28ZM68 138L69 137H67V141H68ZM87 138V137H86ZM91 138V137H90ZM95 138V137H94ZM108 138V137H107ZM115 138V137H114ZM170 138V137H169ZM172 138V137H171ZM208 138V137H207ZM227 138V139H228ZM15 139V138H14ZM92 139V138H91ZM111 139V138H110ZM211 139V138H210ZM213 139V138H212ZM226 139V138H225ZM6 140H4L5 142H6ZM17 139H15V140H10V141H12V143H8V141H7V143L10 145V144H12L13 145V143H14V147H16V146H18V144H16V142L15 141H17L18 143H19V141H18ZM23 140V141H24ZM28 140V141H29ZM32 140V141H31ZM61 140V141H60ZM85 140H87V139H85ZM119 140V139H118ZM256 140V139H255ZM258 140V139H257ZM257 140L255 141V142H257ZM14 141V142H13ZM27 141V142H28ZM81 141V140H80ZM84 141V140H83ZM172 141V140H171ZM260 141V140H259ZM24 142H26V141H24ZM27 142H26V146H33V145H27ZM44 142V143H45ZM86 142V141H85ZM88 142V141H87ZM208 142H209V139H208ZM239 142V141H238ZM237 142V143H238ZM253 142V141H252ZM1 143V142H0ZM2 143H4V142H2ZM0 144V145H3V144ZM34 143V142H33ZM41 143V142H40ZM79 143H83V142H79ZM172 143V142H171ZM198 143H200V142H198ZM236 143V144H237ZM242 143V141H240V144ZM19 144V145H20ZM25 144V143H24ZM35 144V143H34ZM43 144V143H42ZM50 144V145H49ZM130 144V143H129ZM243 144V143H242ZM37 145V144H36ZM213 145V144H212ZM218 145H220V143L218 144ZM227 145H229V144H227ZM239 145V144H238ZM261 146H263L264 147V142H262L261 141V144H260ZM25 146V145H24ZM172 146H173V144H172ZM3 147V146H2ZM5 147V146H4ZM22 147V146H21ZM21 147H19V148H17V149H20V150H22L21 149ZM236 147V146H235ZM234 147V148H235ZM0 148H1V146H0ZM24 148V147H23ZM26 149H27V147H25ZM30 148V147H29ZM33 148H34V146H33ZM40 148V147H39ZM41 148V149H42ZM229 148V147H228ZM241 148V147H240ZM243 148V147H242ZM37 149V148H36ZM96 149V148H95ZM94 149V150H95ZM2 149H0V153L2 154V153H4L3 155H5L6 157L9 155V153L7 154V152H10L9 150L7 151V149H5L6 151L5 152H3L4 150H2ZM39 150V149H38ZM45 150V149H44ZM248 150H250V149H248ZM18 151V150H17ZM23 151H25L26 152V150H23ZM40 151V150H39ZM42 151H43V149H42ZM91 151V150H90ZM89 151V152H90ZM256 151V150H255ZM254 151V152H255ZM264 151V150H263ZM48 152V151H47ZM226 152V151H225ZM229 152V151H228ZM247 152H249V151H247ZM252 152V151H251ZM6 153V154H5ZM13 154V152H10V154ZM18 153V152H17ZM16 153V154H17ZM19 153H20V151H19ZM23 153V152H22ZM22 153H20V154H22ZM71 153V152H70ZM69 153V154H70ZM94 153V154H95ZM143 153H145V152H143ZM241 153V152H240ZM240 153H237V154H240ZM45 154V153H44ZM47 154V153H46ZM68 154V155H69ZM107 156H106V155ZM225 154V153H224ZM246 154V153H245ZM73 155V154H72ZM71 155V156H72ZM146 155V154H145ZM221 155H223V154H221ZM236 155V154H235ZM264 156V153L262 154V153H260L259 152V154L257 153V154H252L251 155V157L249 156V158H251L250 160H252L253 162L255 161V162H257V161H259L260 162V160H264V157H262V156ZM13 156V155H12ZM20 156V155H19ZM39 156H40V154H39ZM42 156V155H41ZM45 156H47V155H45ZM161 156V155H160ZM174 156H175V154H174ZM177 156V155H176ZM240 156V155H239ZM242 156V155H241ZM259 156H261V158H259ZM3 158L4 156H0V158ZM6 157H4V158H6ZM10 157V156H9ZM14 157L16 158L17 156L14 154ZM13 157V158H14ZM25 157H27V156H25ZM36 158H37V156H35ZM68 157V158H67ZM120 157H122V156H120ZM218 157H220V156H218ZM232 157H234V156H232ZM237 157H238V155H237ZM245 157V156H244ZM1 158V159H2ZM39 158V157H38ZM37 158V159H38ZM231 158V157H230ZM246 158H247V156H246ZM245 158V159H246ZM259 158V159H258ZM0 159V160H1ZM8 159V158H7ZM36 159V160H37ZM74 160L75 162L77 161V162H79L80 164L78 165H76V166H74L73 164L71 165L70 164V160ZM221 159V158H220ZM219 159V160H220ZM243 159V158H242ZM242 159H240V160H242ZM35 160V159H34ZM208 160H211V161H208ZM218 160V159H217ZM4 161V160H3ZM8 161V160H7ZM6 161V162H7ZM233 161H234V159H233ZM246 161H248V159H246ZM260 162L261 163V165H260V163H258L259 165V167L260 166H262V163H264V161L263 162ZM1 162V161H0ZM225 162H227V161H225ZM4 163V162H3ZM3 163L1 164L0 163V168L3 166ZM52 163H54V162H52ZM51 163V164H52ZM56 163V162H55ZM54 163V164H55ZM232 163V162H231ZM243 163V162H242ZM11 164V163H10ZM25 164H26V162H25ZM63 164V165H62ZM238 164H241L240 162H238ZM257 163H255V165H256ZM12 165H13V163H12ZM27 165V164H26ZM53 166V165H52ZM51 166V167H52ZM59 166V165H58ZM220 166V165H219ZM245 166H246V164H245ZM249 166H250V168H252L251 167V165H247V170L249 169L250 170V168H249ZM263 166H264V164H263ZM5 167V166H4ZM7 167H8V165H7ZM6 167V168H7ZM11 167V166H10ZM54 167V166H53ZM56 167V166H55ZM29 168H31V167H29ZM40 168V167H39ZM43 168V167H42ZM57 168V167H56ZM240 168V167H239ZM253 168H254V166H253ZM253 168H252V171H254L253 170ZM262 167H260V169H261ZM264 168V167H263ZM263 168L260 170L259 168L258 169H255L256 170V174H258L257 173V171L258 170H260V172L263 170ZM95 169V170H94ZM24 170V169H23ZM33 170V169H32ZM80 170V174L78 175V179H77V181H75V183L74 184H71L69 181H70V179H69V174H68V172H73V171H79ZM147 170V169H146ZM145 170V171H146ZM211 171V172H218V171ZM217 170V169H216ZM233 170H235V169H232L231 170V168H230V171L232 172ZM28 171V170H27ZM26 171V172H27ZM37 171H39V170H37ZM203 171V172H202ZM220 171H222V170H220ZM252 171L251 172H248L249 174V177H252L253 179H257L256 180V182H255V180H247L248 182H251V183H254L255 182V184L257 183V181L259 182V180H258V178H254V174L253 173H255V172H253L252 173ZM30 172H32L31 170H30ZM41 172H42V170H41ZM50 172V171H49ZM28 173V172H27ZM53 173H54V171H53ZM201 173H202V175H201ZM234 173V172H233ZM246 172H244V175H246V176H243V174L241 175V174H239V178H240V175L241 176H243V177H245L246 179L248 178L247 176V174H245ZM251 173V174H250ZM262 173H264L263 171H262ZM34 174H36V173H34ZM37 174H38V176H39V173L37 172ZM41 174V173H40ZM51 174H52V172H51ZM55 174V173H54ZM57 174V173H56ZM57 174V175H58ZM230 175H231V173H229ZM228 173H227V177L228 176H230ZM253 174V175H252ZM28 177L26 178V183H31V178H32V176H30V174L28 173ZM33 175V174H32ZM42 175H44V174H42ZM42 175H40V176H42ZM46 175H48V174H45L44 175V177L46 176ZM58 175V176H59ZM195 175V176H194ZM209 175V174H208ZM215 175V174H214ZM219 175V174H218ZM224 175H226V174H224ZM224 175H222V177L224 176ZM26 176V175H25ZM24 176V177H25ZM54 175H52V177H53ZM220 176V175H219ZM236 176V177H237ZM261 176H263V174L262 175H260L259 174V178L261 177ZM23 177V178H24ZM57 177V176H56ZM226 177V178H227ZM243 177H242V180H244V181H246V179H243ZM255 177H258L257 175H255ZM48 178V177H47ZM46 178V179H47ZM202 178V179H201ZM220 178H221V176H220ZM239 178L237 179L236 178V182L234 183V185L237 183V184H240L239 182H241L242 183V181H239ZM262 178V177H261ZM50 179H51V176H50ZM53 179V178H52ZM223 179L225 180V178L223 177ZM249 179V178H248ZM264 178H262V180H260V183H261V181H264L263 180ZM23 180V179H22ZM21 180V181H22ZM33 180H34V178H33ZM32 180V181H33ZM36 180V179H35ZM205 180V179H204ZM227 180H229L228 178H227ZM231 180V179H230ZM8 181H12V180H8ZM18 181H20V179L19 180H17V182ZM20 181V182H21ZM25 181V180H24ZM23 181V182H24ZM206 181H208V185L209 186H206L207 185V183L206 184H204L207 188L208 187H210L211 186V188L213 187V185H212V183H214L213 182V179H211V184L209 183L210 181L209 180H206ZM239 181V182H238ZM246 181V182H247ZM13 182V181H12ZM223 182V181H222ZM232 182V181H231ZM245 182V184H248V182L246 183ZM6 183H7V181H6ZM10 183V182H9ZM19 183V182H18ZM26 183H24V184H26ZM204 183H205V181H204ZM215 183L217 184L218 182H216L215 181ZM260 183H257L258 185L260 184ZM263 183V182H262ZM262 183L260 184V186L262 185ZM15 184V183H14ZM14 184H12V186L14 185ZM20 184V183H19ZM32 184V183H31ZM33 184H35V183H33ZM196 184H194V186H196ZM218 184H220V183H218ZM215 185V189H211L212 190V192L214 191V190H217L218 188H217V186L219 187V185ZM237 184L235 185L236 187H237ZM10 186H11V183L9 184ZM158 185H165V186H168L167 187V189H166V191H163V190H161V189H156V187L158 186ZM204 185H203V187H204ZM221 185V184H220ZM227 185H229V184H227ZM234 185H230V186H227V187H231L230 189H231V191L232 190H234V188L232 189V187H234ZM5 186V185H4ZM25 186V185H24ZM32 186V185H31ZM196 186V187H197ZM198 186V187H199ZM225 186H226V184H225ZM225 186H223V187H221L222 189L221 190H223V188H225ZM257 186V185H256ZM9 187V186H8ZM14 187V186H13ZM13 187H11V188H13ZM22 187V186H21ZM26 187V186H25ZM24 187V188H25ZM192 187V186H191ZM206 187H204V188H206ZM226 187V188H227ZM246 187H248V189L249 190H251V191H253V192H249L248 193V191H246L245 192V194H244V192H243V190H246V189H244V188H246ZM246 187H243V189H242V191H240L241 190V188L239 189V193H241V192H243V194L245 195L243 198H247L248 196L249 197H251L252 195H253V193H255L254 191H256L258 188H252V189H255V190H252L251 189V187L249 188V186H246ZM258 187V186H257ZM190 188V187H189ZM217 188V189H216ZM260 188V187H259ZM17 189V188H16ZM199 189V188H198ZM210 188H208V190H209ZM247 189V190H248ZM18 190H20L21 191V189H17V190H14V192H16L17 194H16V196H15V194H14V197L15 198H12L13 200H16L17 199V197H18V199L17 200H19L20 199V197H19V191ZM25 190H27V189H25ZM207 190V189H206ZM224 190H227L228 191V188L227 189H224ZM223 190V191H224ZM262 188H260V193L264 190H262ZM24 191V190H23ZM30 191V190H29ZM28 191V192H29ZM31 191V192H32ZM218 191H219V189H218ZM230 191V190H229ZM238 191V190H237ZM10 192V191H9ZM11 192H10V194H11ZM19 192V193H18ZM25 192V191H24ZM23 192V193H24ZM27 192V193H28ZM217 192V191H216ZM233 192V191H232ZM235 192V191H234ZM21 193H22V191H21ZM30 193V192H29ZM214 193V192H213ZM220 193V192H219ZM224 193V192H223ZM227 193V192H226ZM229 193L230 192H228V194L226 195V196H229ZM250 193H252V195L250 196ZM25 194V193H24ZM24 194H22L23 196H24ZM30 194H32V193H30ZM236 194H238V192L236 193ZM236 194H235V197H233V196H231V197H233L234 199L235 198H240L239 196L241 195H239V196H236ZM242 194V195H243ZM231 195V194H230ZM248 195V196H247ZM254 195H256V194H254ZM263 195V194H262ZM5 196H6V194H5ZM4 196V198H6ZM23 196H22V198H23ZM27 195H25L24 197H26ZM33 196V195H32ZM39 196H37V197H39ZM45 196V195H44ZM44 196H42V198L44 197ZM51 196V195H50ZM97 197L98 198V200L97 201H86L85 200V198H87V197ZM133 196H135V198L133 199V198H130V197H133ZM224 197V199H226L227 198V200H228V197ZM259 196H261V195H259ZM258 196V197H259ZM1 197V196H0ZM3 197V196H2ZM1 197V198H2ZM9 197H12V196H9ZM33 197H35V196H33ZM45 197H47V195L45 196ZM44 197V198H45ZM49 197V196H48ZM116 197H120V199L123 197V199L126 197H128V198H130L131 200L129 201V202H127V201H124V202H122L120 199V201L122 202H119L118 200H117V198ZM136 197H140V198H138L139 200H140V202H142V203H140V204H142V205H139V203H138V201L139 200H137V198ZM142 197V198H141ZM183 197V196H182ZM198 197H199V195H198ZM202 197V196H201ZM218 197H221V198H223L221 195L219 196V194H218ZM255 197V196H254ZM0 198V199H1ZM3 198V199H4ZM30 198V197H29ZM127 198V199H128ZM214 198V197H213ZM216 198V197H215ZM263 199H264V197H262ZM92 199H94V198H92ZM137 200V202H136V200ZM150 199V200H149ZM170 199V198H169ZM232 198H230V200H231ZM241 199H242V197H241ZM248 199V201L247 202H245V204L247 203L248 204V202H249V199L250 198H247ZM253 199H255V198H253ZM259 198H257V200H258ZM8 200V199H7ZM133 200H135V201H133ZM198 200L199 201H197V202H201L202 200H204V198H202V199H199L198 198ZM233 200V199H232ZM237 200L238 199H236V202H237ZM148 201V202H147ZM244 201H246V200H244ZM254 201V200H253ZM260 201H262V199L260 200ZM126 202H127V204H126ZM151 202V203H152ZM206 202V201H205ZM242 202H243V200H242ZM250 202H252V199H251V201ZM249 202V203H250ZM138 203V204H137ZM199 203H197V206H198V204ZM203 204H204V206H208V202H206L207 204L205 205V203H204V201L202 202ZM253 203V202H252ZM258 203V202H257ZM261 203V202H260ZM13 204H15V203H13ZM112 204V205H111ZM121 204V205H120ZM211 204V203H210ZM209 204V205H210ZM262 204V203H261ZM33 205H38V204H33ZM32 204L30 205V207H32L31 209H32V211H30V213H26L25 211L24 212H22V211H20V213H16V214H13V215H10L11 217L9 218L12 222H16L17 223V221H19V223H17L18 224V226H20L21 228H22V226H24L25 225V223H23V221L25 220L26 221V219H27V221H31V218H32V221H34V222H32V223H34V225H35V227H36V229H35V227H34V225H32L31 226V228H34V231L33 232H37V229H38V227H41L40 225L41 224H45L44 226L46 227V226H48L46 223H44V221H43V219L42 220H40L41 218H39V214L41 213V211L39 212L37 209H35L36 208V206H33ZM128 205V206H127ZM145 205H148V204H145ZM158 205H160V206H158ZM214 205V204H213ZM264 205V204H263ZM4 206V205H3ZM8 207H9V205H7ZM14 206V205H13ZM25 206H27V205H25ZM39 206V205H38ZM124 206L122 207V208H124ZM162 206V208H160ZM201 206H202V204H201ZM216 206H218V207H216V209L218 208V214L219 215H222L223 214V216H224V214L227 212V210H228V213H226V214H228L229 216H230V213L232 214V213H236V215H242V217L244 216L241 212V214H238L237 213V210L238 209H236V210H234L233 208L230 210V208L229 209H227V208H224L223 206H221V205H216ZM18 207V206H17ZM40 207H42L41 205H40ZM69 207H72L73 209V211L71 212V213H67L66 212V209L67 208H69ZM220 207V208H219ZM224 208V209H227V210H222L221 208ZM225 207H227V206H225ZM101 205H100V210H101ZM112 208V207H111ZM144 208V207H143ZM199 208H200V206H199ZM207 208H209V206L207 207ZM207 208H205L206 210H207V213L205 212L206 210L204 209V207L202 208L201 207V212H203L202 210H205L204 212H205V214H207L208 215V213H209V210L207 209ZM211 208V207H210ZM209 208V209H210ZM215 205H214V207L212 208V210H213V214H214V216H217L218 214H216L217 212L215 211ZM238 208H241V207H238ZM96 209V210H97ZM102 209H105V208H102ZM129 209V208H128ZM142 209V208H141ZM242 209V208H241ZM240 209V210H241ZM95 210V209H94ZM109 210V209H108ZM122 210V209H121ZM125 210V209H124ZM140 210V209H139ZM144 210V209H143ZM161 210V213L163 214V211ZM188 210H186V211H188ZM197 210H199V209H197ZM229 210H230V213H229ZM232 210H234V211H236V212H231ZM101 211H105V210H101ZM100 211V213H103V212H101ZM118 211H120V210H117L116 211V216H117V212ZM125 211H128V210H125ZM124 211V212H125ZM69 212V211H68ZM128 212H130V211H128ZM127 212V213H128ZM132 212V211H131ZM136 212V211H135ZM148 212L149 213H151V214H154L155 213V210L154 209H149L148 210ZM157 212H160V211H157ZM167 212V211H166ZM170 212V213H171ZM181 212V210L179 211V213H178V215L180 216V213ZM214 212H216V213H214ZM256 212V215H259V218H261L260 217V213L259 214H257V210H255V209H245V208H243V213L244 214H246V218H247V216H250L252 213V215H254V213ZM263 212H264V210H263ZM96 213V212H95ZM99 213V212H98ZM107 213V212H106ZM110 213H111V211H110ZM119 213V212H118ZM189 213V212H188ZM194 213V212H193ZM132 214H134L133 212H132ZM172 214V213H171ZM195 214H196V212H195ZM8 215V214H7ZM89 215V214H88ZM95 215V214H94ZM102 215V214H101ZM111 215V214H110ZM109 215V216H110ZM125 215L126 214H124L122 217H124L125 218ZM130 215V214H129ZM184 215H186L185 213H184ZM204 215V214H203ZM203 215H201V217L203 216ZM227 215V216H228ZM251 215V216H252ZM255 215V216H256ZM104 216V215H103ZM138 216V215H137ZM169 216V218L171 217V216H173V214L170 216V215H168ZM175 216H177L176 214H175ZM181 216H183V215H181ZM196 216H197V214H196ZM212 215H209V217H211ZM226 216V215H225ZM224 216V217H225ZM226 216V217H227ZM232 216H235V215H231V217ZM262 216V215H261ZM1 217V216H0ZM3 217H6V216H3ZM3 217L0 219V221H2V222H0V223H3V221L4 220H2L3 219ZM47 217V216H46ZM106 217V216H105ZM117 217H119V215L117 216ZM127 217V216H126ZM132 217H134V215L132 216ZM164 217H165V215H164ZM208 217V218H209ZM220 217V216H219ZM218 217V218H219ZM222 217V216H221ZM220 217V218H221ZM30 220H29V219ZM48 218V217H47ZM136 218V217H135ZM162 218V217H161ZM176 218V217H175ZM183 218V217H182ZM203 218H205V217H203ZM245 217H243V219H244ZM250 218H252V217H250ZM249 217H248V219H250ZM255 218V217H254ZM256 218H257V216H256ZM262 218H263V216H262ZM6 219H7V217H6ZM53 219H52V222H53ZM113 219H114V216H113ZM119 219V218H118ZM121 220H122V223H123V221H125V220H123V218H120ZM126 219V221L128 220V218H125ZM158 219V218H157ZM198 219V218H197ZM210 219V218H209ZM208 219V220H209ZM211 219H213L212 217H211ZM217 219V218H216ZM223 219V218H222ZM218 220V221H220V223L221 222H224L225 221V225L228 223V225H226L230 230H232V233L231 234H233V232H235L236 230H241L242 229V224H241V222H239L240 224V226H236V222H238V221H236V222H232V223H229L226 219L225 220ZM241 219L242 218H239V220L241 221ZM51 220V219H50ZM49 220V221H50ZM72 220V219H71ZM74 220H76V219H74ZM105 220V219H104ZM108 220V219H107ZM131 220V219H130ZM137 220V219H136ZM142 220H144V219H142ZM141 220V221H142ZM149 220H153L154 222H156V220H154L153 218L151 219V218H147V221L148 222H150ZM170 220H171V218H170ZM176 220V219H175ZM207 220V219H206ZM251 220V223H253L252 222V219H250ZM43 221V222H42ZM46 221H48V220H46ZM45 221V222H46ZM58 221V220H57ZM116 221H117V219H116ZM153 221H152V223L150 222V224L151 225H154L155 223H153ZM172 221V220H171ZM179 221V220H178ZM202 221V220H201ZM204 221H205V219H204ZM212 221V220H211ZM254 221V220H253ZM257 221H258V219H257ZM8 222V221H7ZM11 222V223H12ZM54 222H55V220H54ZM83 222V221H82ZM90 222V221H89ZM110 221H108V223H109ZM118 222V221H117ZM138 222V221H137ZM143 222H145V221H143ZM174 223H178L177 221L175 222V221H173ZM210 224H212V223H214V224H212L211 226H210V229H211V231H212V233L215 231V233H216V235H214V234H212V235H214V236H216L215 238H217V247H218V255L217 254H214V256H213V253H211L210 252V248L209 249H206V251L208 250V252H206V254H205V256H202V254H201V256L203 257V259H204V261H205V264L206 263H210V264H224L223 263V261L226 263V264H242L243 262H242V258H243V256H244V254H243V252L246 250V249H244L243 250V252H242V246H240L241 248H238L239 246H236V242H235V240L233 239V241H232V238H231V242H229V245L228 246H226V243H224L225 241H223V240H225V239H223V238H225V235L223 234V232L224 231H226L225 230V228L223 227V229H224V231L222 232V236H224V237H222L220 234H219V232H221V231H218L217 229H215L214 227H217V226H219L218 224H216V222H213L212 221V223L210 222V220L208 221ZM260 222L261 221H259V223L258 224H260ZM4 223H5V221H4ZM23 223V224H22ZM50 223H51V221H50ZM78 223H80V222H78ZM130 223V222H129ZM132 223V222H131ZM147 223V222H146ZM157 223V222H156ZM159 223V222H158ZM254 223H256V221H254ZM254 223L252 224V225H254ZM55 224H57L56 222H55ZM92 224H94V223H92ZM116 224V223H115ZM120 224V223H119ZM162 224V223H161ZM163 224H164V222H163ZM162 224V225H163ZM168 224V223H167ZM179 224V223H178ZM204 224H205V222H204ZM222 224V223H221ZM27 225H29V224H27ZM50 225V224H49ZM58 225V224H57ZM112 225H113V222H112ZM129 225V224H128ZM131 225V224H130ZM129 225V226H130ZM135 225H137V224H135ZM160 225V224H159ZM176 225V224H175ZM174 225V226H175ZM202 225V224H201ZM217 225V226H216ZM0 226H1V224H0ZM100 226V225H99ZM117 226H118V224H117ZM123 226H124V224H123ZM138 226V225H137ZM137 226H136V229H137ZM168 226H169V224H168ZM168 226L165 228V231H168L169 229H168ZM173 225H171V226H169L171 229L173 228V229H175L176 230V227H172ZM188 226H189V224H188ZM187 226V227H188ZM197 226V225H196ZM244 226V225H243ZM249 226H250V224H249ZM258 226V225H257ZM256 226V228H258ZM2 228H3V224H2V226H1ZM30 227V226H29ZM49 227V226H48ZM54 228H55V226H53ZM53 227H50V228H53ZM76 227V226H75ZM74 227V228H75ZM96 227V226H95ZM104 226H100V228H102L103 230H104V235H102V234H100L99 232H103V230L101 231V230H99L98 229V227L96 228L99 232H95V231H93L94 233H95V236H96V234L97 233H99V236L101 237V239L103 240V244H104V248H106L109 252H110V257H111V255H112V257H118L119 256V258L121 259V254L122 255H124V256H122V257H125V258H122L121 260L120 259H118L119 261H120V263H118V264H126L127 262L129 263V261H128V259L127 258H129L130 260H132V262H133V264H143L144 263V261H142L141 260V262H143V263H141L140 262V260H138V256H139V254L142 256V254L144 253V252H147V253H149L150 254V249H146V244H147V242L146 243H144V238H141V236L140 235H136L135 233H133L132 231H128V234H126V236H122L123 235V233L120 235V233L119 232H117L118 234H116V235H113V234H111L110 233V230H109V232H107V230H106V232H105V228H103ZM161 227V226H160ZM178 227H179V225H178ZM192 227V226H191ZM190 227V228H191ZM194 227V226H193ZM245 227V226H244ZM252 227V226H251ZM250 227V228H251ZM253 227H255V225L253 226ZM16 228V227H15ZM70 228H67V229H70ZM73 228V230H75ZM113 229L115 228V230H116V227H112ZM119 228H120V230L122 229L120 226H118L117 227V230L116 231H118L119 230ZM131 228V227H130ZM152 228V227H151ZM162 228V227H161ZM181 228H182V226L181 227H179L178 229L180 230V232L182 233V230H181ZM209 228V227H208ZM218 228H220V227H218ZM246 228V227H245ZM260 228V227H259ZM17 229V228H16ZM28 229H30V228H27L26 230H24V227H23V233H24V231L26 232V231H30V230H28ZM107 229V228H106ZM124 229V228H123ZM129 229V228H128ZM135 229V228H134ZM176 230L177 232L179 231V230ZM183 229V231L184 232H186L185 230H184V228H182ZM193 229V228H192ZM199 229V228H198ZM254 229V230H253ZM252 230H253V232L255 233L256 232V229L255 228H253ZM261 229V228H260ZM0 230L2 231V229L0 228ZM13 230V229H12ZM32 230V229H31ZM39 230H40V228H39ZM51 230H53V229H51ZM50 230V231H51ZM59 230V229H58ZM76 230H78L77 232H80L79 231V229L78 228H76ZM194 230H195V228H194ZM194 230H191L192 232L194 231ZM201 230V229H200ZM205 231L207 230V229H204ZM209 230V229H208ZM207 230V231H208ZM220 230V229H219ZM4 232H5V230H3ZM18 231H20V230H18ZM17 231V232H18ZM44 231H46L45 230V228H44ZM43 230H42V227H41V230H40V232H42L41 233V235H42V237H47V236H44L43 235V232H44ZM57 231V230H56ZM61 231H63V230H61ZM82 231V230H81ZM126 231V230H125ZM202 231H203V229H202ZM201 231V232H202ZM206 231V232H207ZM229 231V230H228ZM228 231H226L227 232V234L229 233ZM259 231V230H258ZM7 232V231H6ZM52 232V231H51ZM51 232H50V234H51ZM161 232V231H160ZM172 232H173V230H172ZM206 232H204L205 234H206ZM210 232V231H209ZM209 232H207V234L209 233ZM260 233L262 232V231H259ZM264 232V231H263ZM263 232H262V234H260V235H262V236H264L263 235ZM2 233V232H1ZM30 233V232H29ZM112 233H113V231H112ZM139 233V232H138ZM137 233V234H138ZM157 233V232H156ZM166 233V232H165ZM167 233H169V232H167ZM196 233V232H195ZM204 233H202V238H203V234ZM18 234V233H17ZM37 234V233H36ZM38 234H39V231H38ZM37 234V235H38ZM47 234V233H46ZM54 234V233H53ZM56 234V233H55ZM55 234H54V236H53V238L54 237H56L55 236ZM58 234L60 235V233H57V236H58ZM63 234V233H62ZM78 234V233H77ZM88 234H89V232H88ZM82 235V236H85V237H87V236H89V235ZM93 234V233H92ZM92 234H90V236H92ZM184 234V233H183ZM201 234V233H200ZM204 234V235H205ZM234 234H239V233H234ZM233 234V235H234ZM249 234V233H248ZM250 234H251V232H250ZM256 234H257V232H256ZM8 234H6V233H4V235H2V236H7ZM12 235V234H11ZM13 235L15 236V232H14V230H13ZM21 235H22V233H21ZM20 235V238H21V240H22V237L24 236V235H22L21 236ZM40 235V236H41ZM190 235V234H189ZM229 235V234H228ZM228 235H226V237L228 236ZM232 235V236H233ZM259 235V236H260ZM2 236L0 237L1 239H2ZM52 236V235H51ZM63 236V235H62ZM61 236V237H62ZM81 236V235H80ZM102 236H103V238H102ZM150 236H151V234H150ZM156 236V235H155ZM171 236H172V234H171ZM184 236H187V235H184ZM207 236V235H206ZM247 236H250V235H247ZM251 236H252V234H251ZM8 237H10V235L8 236ZM25 237V236H24ZM24 237H23V241H26L25 239H24ZM78 237V236H77ZM93 237H94V234H93ZM98 237V236H97ZM96 237V238H97ZM100 237H98V238H100ZM152 237H153V235H152ZM151 237V238H152ZM189 237V236H188ZM209 238H210V236H208ZM222 237V238H221ZM236 238H237V242L239 243V241H238V238H239V235H238V237H237V235L235 236ZM254 237V236H253ZM261 237V236H260ZM7 238V237H6ZM89 238V240H90V242H91V239H92V237H91V239H90V237H88ZM87 238V239H88ZM185 238H187V237H185ZM191 238V237H190ZM195 238H198V237H195ZM256 238V237H255ZM259 238V237H258ZM43 239V238H42ZM41 238H40V240H42ZM47 239V238H46ZM56 239H57V237H56ZM56 239H54V242H55V240ZM60 239V238H59ZM146 239H147V237H146ZM182 239V237H180V240ZM205 239V238H204ZM204 239H202V240H204ZM211 239V238H210ZM230 238H228V240H229ZM247 239V238H246ZM249 239V238H248ZM252 239V238H251ZM260 239V238H259ZM4 240V239H3ZM6 240H9V238L8 239H6ZM29 240V239H28ZM30 240H33L32 238L30 239ZM49 240H51L52 241V237L49 239ZM85 240V239H84ZM97 240H99V239H97ZM149 240V239H148ZM183 240V239H182ZM181 240V241H182ZM191 240V239H190ZM198 240H199V238H198ZM244 240V239H243ZM242 240V241H243ZM44 241V240H43ZM64 241V240H63ZM88 241V240H87ZM87 241H85V242H87ZM92 241H93V239H92ZM94 241H96L95 239H94ZM100 241V240H99ZM188 242H189V240H187ZM204 241H206V240H204ZM204 241H202V242H204ZM241 241V240H240ZM248 241V240H247ZM246 241V242H247ZM255 241H259V240H255ZM260 241H262V239H260ZM259 241V242H260ZM4 242H7V241H4ZM47 242V241H46ZM54 242H52L53 244L51 245V243H50V241L48 242L49 243V247H48V245H47V247H46V249H47V252H46V250L44 251L45 253H48V251L50 250V249H53L54 251H55V247H53V248H50V245H51V247L54 245V244H56V243H54ZM58 243L57 244H59L60 242L59 241H57ZM66 242V241H65ZM65 242H64V244H65ZM89 242V241H88ZM98 242V241H97ZM180 242V241H179ZM191 242V241H190ZM189 242V243H190ZM228 242V241H227ZM245 242V241H244ZM248 242H250V241H248ZM252 242H253V240H252ZM258 242V243H259ZM11 243V242H10ZM16 243V242H15ZM14 243V241H13V245L15 244ZM28 242L26 241V244H27ZM42 243V242H41ZM61 243H62V241H61ZM67 243V242H66ZM69 243V242H68ZM68 243H67V245H68ZM184 243V242H183ZM183 243H182V245L181 246H183V248H184V246H185V244L183 245ZM254 243H256V242H254ZM261 244L260 245H262V247L264 246V242L262 241V242H260ZM6 244V243H5ZM17 244H18V246H17ZM21 244V243H20ZM34 244V243H33ZM32 244V245H33ZM40 244V243H39ZM38 244V245H39ZM43 244V243H42ZM69 244H71V242L69 243ZM76 244H79V243H76ZM85 244V243H84ZM87 244H90V243H87ZM95 244V242L93 243V245H92V243L90 244V245H88V246H92V247H90L92 250L94 249V251H96L97 252V249L99 248L100 249V247H98V248H96V250H95V248H93V246H96V245H94ZM97 245H99V246H101V243H96ZM102 244V245H103ZM149 244V243H148ZM194 244H196V242H194ZM206 244V246H204V247H210L209 245H207V242H205V243H203V245H205ZM213 244H214V242H213ZM257 244V243H256ZM256 244H254V245H256ZM35 245H37L36 243H35ZM34 245V246H35ZM44 245V244H43ZM46 245V244H45ZM67 245H65L66 247H63V248H67ZM241 245H243V243H241ZM259 245V246H260ZM7 246H8V243H7ZM15 246H17V250H18V248H20L21 246L19 245V242H17L16 243V245ZM14 246V247H15ZM23 246H25L24 245V242H23V245H22V247ZM30 246V245H29ZM29 246L27 247L28 249H29ZM60 246L61 245H58V247H59V249H60ZM78 246V245H77ZM76 245H74V244H72V246L70 245V247H71V250H72V248L74 249L73 251H74V253L76 254V257L78 256V254L79 253H84L85 254V250H87V249H85V250H82L81 252H80V250L79 249H75V248H79V247H77ZM196 246V248H197V244L195 245ZM247 247L249 246V244L248 245H246ZM252 245H250V247H251ZM257 246V245H256ZM255 246V247H256ZM35 247H37V246H35ZM35 247H33V249L35 248ZM39 247V246H38ZM37 247V248H38ZM57 247V248H58ZM85 247V246H84ZM102 247V246H101ZM148 247V246H147ZM153 247V246H152ZM186 247H187V245H186ZM214 247V245L212 246V248ZM261 247V248H262ZM31 248V247H30ZM57 248H56V250H57ZM68 248H69V246H68ZM86 248V247H85ZM170 249L171 247H167V249ZM174 248L176 249V246H174ZM191 248V247H190ZM202 248H203V246H202ZM249 248V247H248ZM21 249V248H20ZM39 249V248H38ZM70 249V248H69ZM81 249H83V248H81ZM166 249V250H167ZM172 249V248H171ZM182 249V248H181ZM188 250H189V247L187 248ZM258 249V248H257ZM17 250L15 251V253L17 252ZM24 250V249H23ZM30 250V249H29ZM28 250V251H29ZM31 250H32V248H31ZM35 250H37L36 248L34 249V254H32V255H34V258L36 257L35 255L38 253V252H41V251H35ZM40 250V249H39ZM44 250V249H43ZM61 250H62V247H61ZM89 250V249H88ZM92 250H90V251H92ZM102 251L101 252H99V253H97V254H99V259L98 260H96V258L95 257H97V254H96V256H94V255H92V254H85V255H81L80 256V258H78L77 260H79V261H77V262H79V264H109V259L107 260L108 261V263H107V261L105 260L106 259V257H105V253L103 252V248L101 249ZM146 250V251H145ZM179 250V249H178ZM184 250V249H183ZM187 250V251H188ZM191 250V249H190ZM204 250V249H203ZM213 250H214V248H213ZM212 249H211V251H213ZM264 250V249H263ZM18 251H21V250H18ZM25 251H26V248H25ZM54 251H52L51 250V252L55 255V254H57V253H59L58 252V250H57V252L56 253H54ZM64 251H66V250H64ZM62 252V251H60V252H62V253H66V252ZM85 251V252H84ZM99 251V250H98ZM105 251V250H104ZM151 251H152V249H151ZM186 251V250H185ZM185 251H183V252H185ZM205 251V250H204ZM22 252V251H21ZM30 252L31 251H29V254H30ZM36 252V253H35ZM43 252V251H42ZM43 252V253H44ZM50 252V251H49ZM71 252V254L73 255V253H72V251H70ZM88 253H89V251H87ZM156 252H157V250H156ZM172 252H173V249H172ZM177 252V251H176ZM189 252V251H188ZM215 252V251H214ZM247 252H248V250H247ZM261 252V251H260ZM26 253V252H25ZM62 253H59V255L60 254H62ZM68 253H69V251H68ZM91 253H93V252H91ZM100 253H104L102 256L104 257H102V258H100ZM153 252H151V254H152ZM174 253V252H173ZM178 253V252H177ZM193 253V252H192ZM249 253H250V255H254V250L252 249V248H249ZM249 253L248 254H246L248 257H249ZM53 254H51V255H49V256H52ZM94 254V253H93ZM165 254V253H164ZM187 254H189V253H187ZM191 254V253H190ZM197 254H199V253H197ZM204 254V253H203ZM257 254H259L258 252H257ZM12 255H15V254H12ZM19 255L21 256V253L19 252ZM37 255H39V254H37ZM41 255H42V253H41ZM69 255V254H68ZM168 255V256H167ZM215 255H217L216 256V258H215ZM10 255H8V260H9V264L12 262L11 260H15V258L14 257H17L18 256V253H17V256L15 255V256H11V257H9ZM29 256H31V254L29 255ZM58 256V255H57ZM56 256V257H57ZM61 256V255H60ZM70 256V255H69ZM107 256V255H106ZM189 256V255H188ZM193 256V254L191 255V257ZM262 256H263V254H262ZM6 257V256H5ZM25 257V256H24ZM23 257V258H24ZM27 257H28V254H27ZM44 257V256H43ZM59 257V256H58ZM62 257V259H61V261L62 262H65L64 260L66 259V257L64 256H61ZM75 256H73L72 258H74ZM109 257V258H110ZM113 258L114 259V261H116L115 259H117V258ZM143 257L144 256H142L141 257V259H143ZM169 257V258H168ZM246 257V256H245ZM256 257H258V255H256ZM259 257H261V256H259ZM258 257V258H259ZM11 258H13V259H10ZM18 258V257H17ZM17 258H16V260H17ZM28 258H30V257H28ZM32 258V257H31ZM30 258V259H31ZM34 258H32V260L31 261H34L33 259ZM37 259L36 260H39V258L38 257H36ZM42 257L40 256V259H41ZM52 258V257H51ZM50 258V259H51ZM54 258V257H53ZM65 258V259H64ZM71 258V259H72ZM98 258V257H97ZM152 258H154L155 260H156V262H157V260L158 261H164V259L166 258V262H168V263H172L173 261H174V263L176 264H195V263H192L191 262V260H190V258L189 257H182V258H177V256H176V253H175V255L174 254H171L169 251H167V254H166V256H164L163 254L162 255H160V254H158V253H153V257ZM199 258L200 259H202L200 256H199ZM199 258L197 257V259H198V261H199ZM253 258H254V256H253ZM258 258L257 259H253L252 260V264H264V261H262V263H261V261L260 260H258ZM30 259H29V261H30ZM55 260H56V258H54ZM58 259V258H57ZM60 259L59 260H57V262H55V264H59V263H62L61 261H60ZM127 260V262L125 261V260ZM139 259H140V257H139ZM147 259V258H146ZM195 259V258H194ZM217 259V260H216ZM247 259H249V258H247L246 257V261L248 262V260ZM5 260V259H4ZM14 260H13V262H14ZM15 260V261H16ZM19 260H20V258H19ZM21 260H23V259H21ZM25 260V259H24ZM27 260V259H26ZM41 260H43V259H41ZM46 260H49V259H46L45 258V261ZM54 260V261H55ZM72 260H74V259H72ZM71 260V261H72ZM76 260V259H75ZM74 260V261H75ZM123 260V261H122ZM168 260V261H167ZM169 260H170V262H169ZM243 260H244V258H243ZM263 260V259H262ZM11 261V262H10ZM28 261V260H27ZM59 261V262H58ZM96 261H99L98 263H96ZM118 261V262H119ZM122 261V262H121ZM151 261H154V260H151ZM172 261V262H171ZM203 261V260H202ZM236 261H238V262H236ZM36 262V261H35ZM48 261H46V263H47ZM52 264H54L52 261H50ZM76 262V263H77ZM196 262V261H195ZM249 262H250V260H249ZM8 263V262H7ZM6 263V264H7ZM15 263V262H14ZM14 263H12V264H14ZM18 263V262H17ZM16 263V264H17ZM22 263V262H21ZM27 264V262L25 261L24 262V264ZM29 263V262H28ZM31 263V262H30ZM42 264V263H40V261H37V264ZM45 263V264H46ZM127 263V264H128ZM161 263V262H160ZM159 263V264H160ZM165 263V262H164ZM174 263H172V264H174ZM245 263V262H244ZM5 264V263H4ZM18 264H20V262L18 263ZM48 264V263H47ZM66 264V263H65ZM73 264V263H72ZM114 264H117L116 262H114ZM130 264H131V262H130ZM146 264H149V263H146ZM151 264V263H150ZM152 264H154V263H152ZM156 264V263H155ZM197 264V263H196ZM200 264V263H199ZM204 264V263H203ZM249 264H251V262L249 263Z\"/></svg>","mask_w":264,"mask_h":264}]
</instances>
